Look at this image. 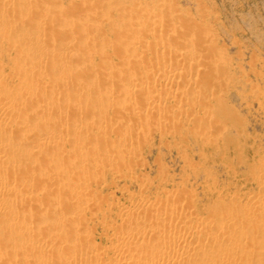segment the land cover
Wrapping results in <instances>:
<instances>
[{
  "label": "rangeland",
  "instance_id": "obj_1",
  "mask_svg": "<svg viewBox=\"0 0 264 264\" xmlns=\"http://www.w3.org/2000/svg\"><path fill=\"white\" fill-rule=\"evenodd\" d=\"M5 1L6 3L10 2V6L7 8L8 12L7 10L5 11L4 9L1 8L2 5L5 6ZM30 1L29 0H0V14H1L0 18H5L8 15L11 16L12 13L15 14L20 10L21 12L31 15V17L35 21L37 18H39L37 19V20H40V22L37 21V23L39 24L45 21L41 23L42 25H40L42 27V30L45 32L44 33L43 31H41L43 32L44 37L43 35H40V36L42 38L41 40L46 42V43H42L43 45H45V47L47 46L46 44L50 43L45 48V50L48 51L47 53L50 55V57L46 56L47 54H45V57L38 61V59L36 58V54H35L36 52H34L35 55L33 54V51H36L37 47H33L32 48L33 50L29 49V51L24 50V49L20 50V48L16 47V45L10 46L12 45L11 43H6L9 40H6V38L5 40L2 39L4 36L0 35L1 37L0 38L1 39L0 40L1 41L0 42V88L2 87L0 90L1 91L3 90L2 93L0 91V94H1V97H8L10 94H13L12 96H9V97L10 98L12 97L13 101L17 100L16 102L18 103L19 100L15 99L14 97L18 95V98H21V101L26 100L25 98L26 94H23L25 93L24 90L28 91L27 89L33 83V79L30 80L32 83L26 79L28 78L31 79L35 77L34 81L35 83H37V85H39V83H42L40 84V86H38V88L43 86L45 87L47 91L50 87L49 85L52 84L51 88L57 93V96H58L57 98L60 99L61 102L57 101L58 99H54L55 100L54 101L53 98L51 99L49 96L45 94H43V97L38 96V98L43 102L46 100L45 102L47 103V105H48V102L49 103L51 102L52 104L50 103L49 106L51 105L54 108L53 109L52 107H50L51 110H54L55 112L52 111V113L49 112L50 115L45 114L46 116H43L44 114H40L37 110H35L36 109L34 108L35 105L32 106L33 104L31 102H29L28 105L30 106L31 110H33L32 108H34L35 112L37 111L36 115H33L34 117L37 116V114L38 116L42 115L43 120L41 119L42 121H40V123L42 122V124L45 125V126L42 125L41 127V129L44 130V133L49 132V129H51L53 130V131L50 130V132H52L51 134L54 133V135H56L59 133V131L61 134L62 133L63 134L61 135L59 133V138L57 139V143L53 141L54 143L53 144L52 140L48 139L46 135L44 136V133H39L42 130H40L38 134H36L35 131L28 129L26 127V124H25L27 123L26 120L29 118L27 120L29 121L32 118L30 114L33 113L34 110L33 112L27 110L30 116L29 115L23 116L24 114L22 113H25L26 111L20 113L21 111L19 109L12 108L11 110L12 112L9 113L10 111L8 108L6 109H8L9 112L5 108L0 107V117H4L2 118V121H1L2 124H0V126L3 124L5 126L8 125L6 127L3 125L4 127L0 128V131L1 130L5 131L4 133L0 132V141H3V142H0L1 143L0 150L3 147L2 144H4L6 148H9L10 146L8 150L5 149V147H3L4 151L0 152V156H1L0 160H3L5 155L6 157H8L7 154L12 157L21 156L22 158V157H25V155L28 153V156H29L31 155L29 154L31 149H34L35 152L37 153V145H38V148L40 149L38 150L41 151V154L38 152L41 156L35 155L34 150L33 152L31 151L32 154L35 156H32V155L29 156L27 162L26 161H23L24 163L20 162L19 165L18 164L16 165L15 163H13V165L15 164L13 166L11 164L4 163V165L6 166L8 165L7 167L2 165L6 168L0 165V168H4L3 170L0 169L1 170L0 171V182H2V185H5L7 183L16 184L15 191L6 193V194H9V195L5 194V196H7L6 199H5V196H3L4 198L2 197L3 200L0 199V203H1L0 208H2L4 205L3 207L4 210H7V206H8L9 211L11 208L14 209V207H15L14 209L15 211L17 209L19 211V213L16 211L17 216L19 218L17 217L15 218L16 220L18 219L17 220L18 226L15 225L16 227L14 229L8 230V228L4 226L7 219L6 220L3 219V221L5 222L1 221V229L6 227L8 231L5 230L6 231L5 233H3L2 235L0 234V253L8 254L14 249H16V251H18L19 253L20 243L23 242L21 241V239L25 240L24 238L26 237L27 239H29L32 237L31 234L33 233L34 235L37 233L38 236L39 234L41 235L43 233L41 236L42 242L50 241L55 244H53L52 248L48 249V247H46L44 251L43 249H40L42 251H39V249L37 250L38 248L37 245L40 244L41 241H39L40 243L36 245L35 247L36 249L32 247V246H35L34 244L27 245L25 248L27 249V251L25 249L20 250V254L23 255L22 256L23 258L20 259L21 255L19 254V256H16V259H15L14 256L17 255V252L14 251L15 253L13 254V257L11 256L12 258L8 257L7 259L6 258L0 259V262H2L0 264H37V263L39 264H65L64 262L62 263L61 261L57 259L56 261L55 258H52L57 253H60V254L71 253L74 255H78L79 253L92 255L93 253L92 255L94 256L93 259L95 258V261H93L92 259L93 264H116L118 262L116 261L117 259L120 260L117 264L119 263L120 264H124V263L131 264L132 262L135 263V261H136L135 264H138L139 262L140 263L144 262L143 261L144 257H145L144 258L145 261L151 262L153 255L154 257L156 255L154 254V252L156 253L158 252L156 257L157 256L159 257L161 255L160 249H158V247L156 249L153 248L152 250L151 248L150 249L147 248L145 245L143 246L140 245L144 249V251H142L143 249L141 247H140V250H138L139 249L138 245L140 243H137L135 247L132 243H130L129 245L127 243L128 246H133L135 249L138 248L137 250L139 251V253L135 252V250L131 252L130 250L134 248L128 247L125 244H124L125 246L121 244L119 245L118 243L119 240L117 236L122 234L125 230H131L132 232L136 233L135 235L140 236L141 238L142 236L146 237L147 235H149V233L153 234L152 237L155 238L156 231H159L160 229L162 230L164 227L166 228L168 227L171 230L172 228H174V226L180 227L183 223V222L181 223V219H180L181 216H183L182 215L183 212L182 210L181 212L180 211L178 212L177 210H175L179 205H180L179 206L180 208L184 207L183 208L184 212L187 210L188 212H191V211L193 212L191 213L194 214V217H196V220L198 219L197 223L199 224L197 226L198 228L200 227L199 228L200 230L204 229L205 228L204 226L209 225V229H206L208 228L206 227L205 231L206 232L210 231L209 233L212 236H208L209 235L208 232L207 233L204 232L205 233V236H204V233L199 234V233H196L197 231H194L191 229L194 233L193 234L192 231L189 230L190 232H188L187 235L190 237V239L187 236L188 242L191 239L192 240L195 239V241L197 240L198 242V240L202 238L201 236H204V239L202 238V240L199 241V243L202 242L204 244L206 243L207 245L205 244L206 246H203L200 249L201 251L198 249L197 251L194 250L186 254L185 253L179 254L178 252L179 249L177 248L178 250H176V247H174L175 248L174 250H176V253L178 252L177 255L176 254L174 255L175 257H177V259L174 257V261L176 260L179 261L182 258L186 259L183 256H186L187 259L193 258V257H190L192 255H189V254L196 255V258H198L199 257L198 255L201 253H207V252L212 253V251H214L213 254H215V251H217V249L218 250L220 249V251H222L221 253H223V251L226 250L225 259H221L222 258L221 257L220 258L221 261L220 259H217L215 260V262L211 261L212 262L211 264H221V263L230 264L227 258L229 255L227 253H228V250L232 249V252L234 253L235 251H237L236 252L238 254L237 257H241L240 259H238L236 263L234 262L235 264H264V248H263L264 244H262V241L261 243L259 242L261 237H262V240H264L263 238L264 228L262 227L264 226L263 224L264 218L259 217L261 214L264 216L263 214L264 212H261L259 214L255 213L257 212L256 211L257 206L260 205L259 207L261 208V206L264 205V200H262L264 198V182H263L264 181V0H30ZM19 2H25L28 4H26V7L25 6L20 7ZM25 3H22V4L24 5ZM42 8L45 10H43ZM41 9L42 11H40ZM50 15H51V18L52 16L53 17L55 16V18L53 19H56V16H57V19H59V21L58 22L57 20L52 21L50 18ZM60 17L63 18V21L60 19ZM176 19H179V21ZM64 20H66L69 24L68 23H67L68 25L64 24L66 23V21ZM140 21H142L141 25L139 24ZM175 21H178V22L175 23L176 24L175 28H173L172 26H174L173 23ZM3 23L4 22L0 23V25H3ZM155 24H156L155 29L157 31V35L158 34L160 35V36L158 35L160 39L158 37L156 38L157 35L154 36L152 34L153 31L155 32V30H153ZM66 25H67V28L68 26L71 27L70 30L61 29L62 30L61 31L59 29V28H62V26L66 28ZM177 25L178 27L176 28ZM3 26H0V27H3ZM73 26L74 28H72ZM83 26L85 27V29H83L84 28ZM134 27L139 29L137 33ZM18 28L19 30L22 29L23 32L26 31V34L30 33L26 36L25 41L31 40L32 37H35L36 35V33L32 31V30L35 31V29L31 30L29 28L32 32L31 31L27 32L28 28L26 25H23V26L21 25ZM127 28L131 30L134 28V31H133L134 37H131L129 33L130 32L132 33V31L129 32ZM150 28L153 31L150 30ZM58 29H59V32H62V33H58ZM157 29H159V31ZM146 30L148 31V33L146 32ZM52 31H55L56 33L54 32L53 34ZM139 31L141 32L143 31L144 33H146L145 37H143V40L138 37V35L141 33V32L139 33ZM193 31H194V35L189 37ZM149 32L151 35L149 34ZM142 33L141 35H139L140 37L143 35ZM50 36L52 39H50L51 41L49 42L47 40H49ZM187 36L190 39L192 38L191 47L190 46L187 47V45L184 44V40L187 38ZM152 38L155 40H153ZM39 39L40 37L38 38V40ZM62 39H64L65 43L61 42ZM58 40H59V43H62V44L61 46L58 45L59 48L57 47L55 49L52 46L55 43L51 44V42H58ZM65 40L68 42H66ZM132 40H134L132 42L133 44L135 43L134 45L130 43ZM139 40L140 41L142 40L143 42L141 41L140 43ZM176 41H177V44H176ZM39 43H40L39 45H41V41H39ZM68 43L70 44L68 45ZM183 44H184V47L185 46L187 47L186 48L187 50L183 48ZM56 45L57 44H55L54 46ZM14 46L17 49L19 48V51H16L15 50L16 48L14 49ZM51 46L53 48H51ZM79 51H81L83 54H81V52L79 53ZM21 52L22 53L27 52V53H25L26 55L24 53L23 55H21ZM31 53L33 54V57ZM44 53L46 52L44 51ZM52 54H56V56H58L59 54L60 55L56 59H53V56L51 57ZM64 54L70 55V57L72 58L71 59L72 64L70 63L67 66V68L63 70L62 62H63V57H65ZM128 55L129 57L135 55L133 56L134 61H135V58H138L140 56L139 61L140 60L143 61V62L140 61L141 63L139 62L138 64V70H140V67H141V70L139 71L140 72L139 75L143 72L142 71L143 69H144V72H147V70L149 69H151V72H153L154 67L156 66L154 70L155 74H156L155 71H157V73H162V72H165L167 69L168 70L167 73L172 76L171 73L174 72V70L170 68L172 70L170 71L169 66L167 65L168 66L167 67L165 65L163 67V64L166 61L168 64V60L173 59V61L171 60L169 61V63L178 62L176 63L178 65L177 76H175L176 79H174L173 81H170L172 83H169V82H165L162 78L160 79L157 78L159 80L155 81L153 76L148 75L146 79L148 78L149 79L146 80L144 78L146 77L145 75H147V73L143 74L144 73L143 72L141 74V78H143L144 80L139 82L140 85L137 84V86L132 92L128 93L126 91H122V93L120 92L121 93L120 94L117 89H120L121 91V88L119 87L121 83L123 85L124 82L126 83L129 80L126 75L123 76L121 74L125 70L133 68L136 63L133 60H132L133 62L130 61L129 59L131 57L127 58ZM161 55L164 59L159 58L161 59L160 60L161 63H160L158 62L159 61L158 57H161ZM30 56L33 58V59L31 58L33 62L30 60L29 58ZM192 56H196L197 62H194L192 60L191 58ZM167 57L170 59H168ZM58 59L60 61H57ZM91 59H92V63L90 62ZM143 59H145V61ZM156 59L157 61H155ZM178 59H181L184 64L181 63V60H178ZM80 60H82V62ZM127 60L130 62H128ZM23 62L25 63L27 62V64L25 63L23 64ZM73 62H76V63L73 64ZM131 62L134 63L133 64L134 66L131 65L130 67ZM53 63H55L56 64L55 66L56 67L58 66V67L56 68L53 65ZM190 63L191 64L193 63L192 64L193 67L191 66ZM33 64H36V66ZM45 64L47 67H49V65L53 66L54 70L56 71L57 69V71L55 72L54 70H52L53 67L50 66L51 68H48L50 70L49 73L47 72L45 75V72H46L45 71L44 73H42L44 75H41L39 76V78H37V80L38 79L40 80L38 83L36 81V77H38L37 76L38 74L37 72L35 73L37 68L36 70H33V69L35 67H39V65L41 67H44ZM60 64H61V67H60ZM108 64L112 67L110 66H109L110 68L107 67ZM140 64H142L143 66ZM159 64H161V67L158 66ZM21 65H23V67ZM32 65L34 66V68L32 67ZM85 65H86V68H85ZM196 65H198V67ZM194 66L197 68H195ZM31 67L32 69L29 70L28 68H31ZM135 67H137V63ZM114 68L115 69L118 68V70L122 68L125 70L123 72L118 73L117 70H115ZM58 69L60 71H58ZM111 69L114 71H112ZM161 69L163 71H160ZM64 71H66L67 73H65ZM127 71H130L132 73L136 72L134 69L127 70ZM54 72L56 73L55 74L56 76H54V74L52 75V73ZM59 72L60 74L61 72H64L65 75L64 74L60 75ZM115 72H117L118 74L117 73L115 74ZM20 73H21V76L19 77ZM50 74L54 76L55 78L57 77L56 81L53 83H51V80H54V78ZM95 74H98V75H95ZM142 75H144V77ZM71 76H76L77 80L74 77L76 83L73 77ZM192 76H194L193 78H196L195 82L194 83L191 82L190 84H188L190 82L189 80L193 79ZM103 77H105L106 81H104L105 79ZM124 77H126L127 80H125ZM122 78L124 81L122 80ZM60 79H62L61 81L63 82H61ZM100 79H102L104 83L108 81L110 85L112 86H109L108 85L109 83H107V85L103 84V82ZM57 80H59V82L64 83V84L60 86V84L57 83ZM71 81L74 84L73 85L74 88H71L72 87ZM99 82L102 84H100ZM24 83L27 85L28 87L27 89H25L26 85ZM44 83L45 85L46 84L47 85L45 86ZM66 83L67 84L70 83L69 85L71 86L68 87ZM37 85L32 84L31 85L32 88H30V90L34 89L35 86L37 87ZM200 85H202V88ZM75 86H77L76 90L78 89L79 92H82L81 93L82 95L83 93H87L88 91L91 92L92 95H94L95 93H98L95 95H99L100 94L99 92L102 91L101 94L103 95V93L104 94L106 93L107 97L108 96L111 97L109 99L111 101H109V103L107 101V103L109 104L108 106L106 102L104 103L105 100L102 101L106 108V109L105 108L103 109L101 108L102 106H104V105H101L103 103L101 102L98 103L93 100H91L92 102H90V100L88 99L89 100L88 102L90 104L88 103L87 105L92 106L93 108L91 109L90 112H86L85 115H84L85 111L82 110L83 107L80 108V111L82 110V113H83L81 115H84L83 117H81L84 120V122L82 119L77 118L78 115L76 112L78 111H76V109H73V108L72 109L76 111L73 114V116L74 115L77 116L76 121L78 123L76 121L72 122L75 120L73 119L75 117L72 116V112L74 111L67 112L69 115L66 116L67 113L65 112L67 109L66 108L67 105L65 104L66 102L65 103L63 102V105H62V101H64L63 100L64 98L66 101L67 99L72 98L71 101H68L70 103L72 102L73 99H75L76 101L78 99L79 102L77 103V106H76L77 108L84 104V101L82 100L83 101L82 103V101L79 99L80 97L83 98V96L82 95L80 96V94H78V96L75 95L78 93V90L77 91L75 90ZM102 86L104 87L108 86L111 89L108 87H107L108 89H104L102 88ZM18 87H21V88H18ZM114 87L116 88V90ZM137 87L141 88L142 91L145 89L144 90L145 92H146V88L155 89L157 90V95L154 97L149 96L147 93L145 94L142 93V94L137 95L133 93L135 90H137V92L139 91V88L137 89ZM143 87L144 89H142ZM22 88L24 89L23 91H21L23 93L21 92L19 93V91ZM93 89L95 92H93ZM199 89H200V92H199ZM81 90H84V91L88 90V91L83 92ZM9 91L10 92L13 91L14 93H10L8 95ZM15 91L16 92L18 91V92L15 93ZM168 91H169V94L167 93ZM170 91L172 92V94ZM65 92L67 93L65 94ZM138 93H141V92H138ZM192 93L194 95H192ZM63 94L67 97H65ZM91 94L89 93V95ZM44 95L47 96V99H49L50 101L47 100ZM59 96L61 98H59ZM119 97H120V101H119L120 103L117 104L118 102H115V101H118ZM187 98H189V100L190 99H193V100L189 101ZM200 98H202V100L203 99L205 100L204 104L202 100L199 101ZM128 99H130V102L127 103L126 101H128ZM150 101H152V103ZM113 102L117 104V105H113V107H115L117 111L113 109L112 107ZM134 102L136 103L134 104ZM148 102L149 104L150 103L151 104L149 105ZM197 102L198 104H196ZM59 103H61V105ZM132 103L136 105L137 107V110L135 112L129 109L130 106L129 108L126 107L127 109H125L126 104L132 105ZM193 103L194 105L196 104V106H194ZM96 105L100 106V108L96 107ZM63 106L65 107L63 108ZM116 106L118 109L116 108ZM59 108L60 109L63 108V109L60 110ZM158 108H160V110H158ZM14 109L16 111H13ZM68 110H71V107L70 109L68 108ZM99 110L101 111L102 114L98 113L100 112ZM138 110L140 111V114ZM17 111H20L19 114H16ZM13 112H15L16 116L18 115L22 119L25 118V121L16 116L14 117L20 120L19 122L17 121L18 123H15V122L13 123V121H10V118L12 120L14 119V121L17 120L16 118H13V115L11 116V114H14ZM129 112H131V114ZM53 113L54 115L56 114L55 116H58L56 117L57 121H55V118L53 117L54 116ZM21 114L23 117L20 116ZM97 114L98 115L100 114V117ZM94 115L98 119L97 124L100 123L99 120L101 121L103 119L102 117L103 115L105 116V118L109 117L110 120L118 122L116 125L112 127L107 125L105 127L106 131L104 132V134L107 133L105 134V136H107V139L111 140L110 142H112V140L115 141L114 143L112 142V145H116L117 147H119V149L122 146L119 151L118 149L115 150L114 148H113L114 149L113 151L112 150L109 151L107 148H105L106 146L104 145L98 146L100 148L103 146L102 149H100V148H94L93 146L90 145V143L87 144L89 140L92 139L94 142V140L98 138V136L97 138H95V136L97 135V132L94 129L95 124H96L95 122L96 120H94L95 118H93ZM51 116L54 119L51 120L50 119ZM68 116L69 118L70 116H72L73 118L71 117V119L73 120L70 119L71 121L70 124L66 128H64V130H68L66 133V131L63 130V127H65L62 125L63 123L61 124L62 126H60L59 124H56V122L60 123L61 118L63 119V122H64L65 118L67 119ZM198 116L200 118H202L201 116H205L203 117L204 120L203 118H202L203 121L201 119L198 120L199 118ZM26 117L28 118L26 119ZM44 119L47 122L44 121ZM89 121L90 122L93 121L94 127L92 124H90ZM86 122H88V124ZM124 124L126 127L124 126ZM220 124L221 125L224 124V126L222 125L220 127L219 126ZM77 125H80V127H84V125H87L90 131L86 127L87 128L86 130L88 131L85 132L84 130L80 129V127ZM118 125L119 126L123 125V126L120 128V127H117ZM213 125L217 127H214L212 129ZM43 126L45 127L44 129H43ZM54 126H56V128ZM115 127H117V129H123L125 131L126 129H129L130 132L126 131L127 136H126V133L123 136H121L118 133L120 130L118 131L117 129H115ZM8 128H10V131ZM21 128L24 130H20V131L21 132L24 131L26 135L27 133H29L30 137L32 133H35L36 135L35 134L34 135L36 137L37 135H40V137L38 136V138H41L43 134V137H42L43 141L39 144L31 143L33 144V148H32V145L28 141L24 140L26 141L25 143L20 142L17 146L14 145L16 147L14 150L13 149L14 147H12V145H10L8 141H9V138L10 139L15 138L16 135L18 134L17 132H20L18 129H21ZM46 128H47V131H46ZM59 128H61L62 131ZM112 128L115 129V132H114V129ZM16 130L18 131L16 132ZM27 130H29V132ZM69 130L71 132H69ZM116 130L118 131L117 133L119 135L116 133ZM77 131H79V133ZM80 131L81 132L84 131V132L81 133ZM107 131L109 132L110 135H108ZM72 132L75 134H73ZM89 132H91L94 136L93 135L90 136ZM67 135H68V138L66 137ZM88 137L91 139H89ZM66 138L67 140L68 139L69 140L67 141ZM71 138H73V141L72 140L70 141ZM78 139L80 140L78 141ZM82 139L83 140L86 139L83 141L84 142L83 144L85 146H83L82 144V147L86 149L87 152L89 151V154L91 152L92 153L97 152L100 154V151H101V154H107L108 156H110L109 157L110 160L108 159L105 160L106 159L105 158L104 163H103V157H101L102 161L100 158L97 157L95 161L92 160V162L91 161L89 162L88 161L89 154L88 153L86 154V150H83V148L80 147V145L77 146V143H79ZM4 141L5 142L7 141V142L4 143ZM44 142L46 145L44 144ZM7 143L9 144L8 146H6ZM71 143L76 145V147H74V145H72ZM24 144L27 146L28 149H26V146ZM28 145L30 146L28 147ZM89 145L91 146V148ZM123 145H125L126 147H124ZM51 146H53L55 149ZM116 146H113V147H116ZM17 147L20 149H18ZM69 147H70V150H74V151L73 152L69 151L68 150ZM79 147L82 148L83 152H85L86 154V155L84 154L85 156L84 155L82 157L80 156L83 154V152L82 154H80V151L82 150H80ZM29 148H30V151H29ZM63 148L66 151L63 150ZM75 148H77L76 150L79 152V156L75 154V153H78L76 152ZM97 149H99L98 150L99 152L97 151ZM23 150L24 152L26 151H29V152L23 153ZM50 150L51 152L53 151L54 154L56 155H58V152H60L56 160L57 164L59 160L62 161V159L59 158L60 154H61V157L62 156L65 157L64 154L66 153L68 154V155L66 154V157L68 156L67 158L69 160L66 161L65 163L67 164L68 162L69 166L67 165L66 167L65 164L61 166L62 167L65 166L64 168L66 169L68 168L67 170L69 171L72 170L69 173L72 174L75 172V175H76L75 177H78V178L74 177L75 180L77 179L76 181L72 180V182L74 181L77 184L70 183V184H73L71 186L73 191L72 190L67 191L66 186L68 185V183H66L65 184L66 186H65L64 179H62L61 176H58V178L60 177L59 182H60L62 189L65 186V191L64 190L61 191L62 189L59 187L60 185H58L59 182L57 181L59 179L56 178L58 174L55 176L56 172L54 173L53 178L52 176H50V179H49V177L45 176L46 175L45 172L48 171V164L50 162L49 160L46 161L48 157L46 156L47 158L45 160L44 159L45 156L43 157V155H47V153L49 154ZM55 151L57 153H55ZM63 151H65L66 153L63 154ZM107 151H109L110 153L108 154ZM70 153H71V156H70ZM73 153L77 155V159H73V157H75ZM117 154L120 156L121 154H123V157L121 156L122 157L121 158L119 156L121 159L120 158L117 159L116 157L118 156ZM85 157L86 159H88L87 160L88 162L85 160L86 161L85 166L89 167L88 163H90L89 168L91 169H90V172H88L89 174L84 171H83L84 173L82 171L81 173L80 172L81 169L79 166L80 164L78 165L79 167H77L76 165L78 158H79V161L81 160L80 162H82L83 161L82 159ZM114 159H117V160L115 161ZM63 160L65 161L64 158ZM70 160L71 161L75 160V161H72L73 163L75 162V166H73L74 164L72 165ZM105 161L107 162L105 163ZM108 161L110 162L108 163ZM46 162H49V163L47 164ZM80 162H77V163H80ZM51 163H50L51 166L53 167L55 165L57 166V169L52 168L51 170L55 169V171H61L62 168L61 166H58V165L64 162H59L58 165L56 164V162L54 164L53 162ZM70 165L72 166V168ZM29 166H31L32 169ZM46 166H47V169H46ZM74 167L76 169L78 168L77 169L78 171ZM18 169L19 170L21 169V171H19ZM49 169H50V166H49ZM27 172H28V175H27ZM37 172L39 174L41 173V175H39ZM39 176H41V178ZM50 180L53 182H51ZM77 181L79 182V184ZM62 182L64 183L62 184ZM80 182L82 183L85 182V184L87 183V185H89L88 188L89 187L90 188L87 190V192L82 193V194H80V192H76V189L78 188L77 185L79 186ZM42 183L45 186H43ZM41 184H42V187H41ZM56 187H59V188L57 189ZM41 189L43 190L40 193ZM25 191L27 192V194ZM51 191L55 195L54 194L51 195ZM44 192L45 193L49 192V194H45ZM21 195H23V197H21ZM25 195H26L27 200L24 197ZM28 195L30 196L27 197ZM10 198L13 200H10ZM71 201L72 202L75 201L73 202L74 204L78 203L77 204L78 206H73L72 205L73 203L71 204ZM20 203L23 205H20ZM51 203L52 205L53 203L54 205L59 204L61 207L60 208L57 205V207L60 208V212H58L56 215L50 213ZM155 204L157 205V207ZM175 204L176 205L178 204V206L175 207ZM153 206L155 207L154 209H153ZM173 207H175V209L171 211ZM232 207L235 210L234 211L232 209L233 212L231 211ZM259 207L257 208V210L260 209ZM127 208L129 209V212L131 210L129 215H127L128 213ZM138 209H141L142 211L140 212V210ZM132 210L135 212H133ZM150 210L154 212H150ZM215 210H217V214L215 213L216 212ZM221 210L225 214L224 213L222 214ZM226 210H228L229 213L225 212ZM64 212L74 214L76 216V217L74 216L73 218L74 221L62 220L61 218ZM132 212H133V216L131 214ZM138 212H139V216L138 214L136 215V213ZM218 212H221V213L219 214ZM20 213H22L21 215H25V216L21 217ZM156 213L159 214L161 218ZM252 214H255V216ZM229 215L230 217L231 215L234 216L232 217V219L236 220V222L234 221L235 224L238 222L237 225L238 224L240 225V226H236V229L239 227L243 229L246 228L248 230L245 229L241 231H246V233L248 232L249 234L246 235L245 233L244 235H242L243 237H241L240 228L237 230L235 229L234 233L237 236L234 233H232L233 231L227 232L226 228L222 224L221 226L219 223L222 222L221 221L222 217L229 216ZM128 216H129V219L130 218L135 219L136 217L137 219H135L136 221L131 220V222H129L130 224H128L126 223L127 221H125V217L128 219ZM256 216H258L260 219H258V217ZM31 217L33 220L31 219ZM138 217L140 221L138 220ZM197 217H200L201 220L200 218H197ZM22 218L26 219L25 221L29 222L30 225L26 224L27 226H25ZM249 218L250 219L252 218V220L256 218L260 222L255 219L258 225L254 224L256 222H254V220L253 221L250 220ZM202 219L204 220L206 219V220L203 222ZM215 219L217 220L220 219V221L218 222L214 221ZM31 220H32V224L30 222ZM243 220L244 221L246 220L247 222H243ZM144 222L149 224V225L146 224L147 227L149 226V229L144 227L145 225ZM216 222L218 223V225H216L217 224ZM194 224H196V222L189 224L191 226H189L188 228L193 227L192 225ZM56 225L57 227H59L58 229L61 230V231L59 230L58 232L63 233L68 230L66 232L67 234L61 233L63 236L61 235L58 237L57 235L56 237L55 235L56 231L54 230V227H56ZM150 225H152L151 226L152 228L150 227ZM202 225H204L203 228H201ZM33 229L34 231H32ZM62 229L63 230L67 229V230L62 231ZM41 230L43 231L42 233L37 232V231L41 232ZM164 230H167V229L164 228ZM2 232H4V229L2 230ZM26 232L27 233L32 232L30 234L31 236L28 237L26 234H24ZM195 233L196 235L198 234L200 236L197 237ZM8 235H9V238L7 237ZM194 235L196 237H193ZM226 236L228 237L227 242L225 241ZM231 236L232 238H230ZM208 238H212V239H208ZM5 239H8L9 242L7 243ZM219 239L221 242V246H219L220 245ZM232 239L234 240L235 245L238 244L236 245V248L234 247L235 245H233V241H231ZM208 240L209 241L213 240V242L214 241L215 242L214 243L212 241L208 242ZM222 242L224 243V245ZM13 243L15 245H13ZM161 243L162 242L159 241L160 248L162 247L161 245H163ZM165 244L167 243H164L163 247L168 246V244L167 245ZM216 244H218L219 248L216 247ZM225 244L230 246V249L226 245V247H223V248H226L224 250L222 248V245L225 246ZM146 249L147 251L149 250L150 252L145 253ZM6 250L8 252H6ZM246 250L248 251L246 252ZM21 251H23V253H21ZM55 251L57 253H55ZM120 252L121 254H125L128 252L129 255L128 254H125V255L126 257H128L127 260L129 259L130 260L128 262H126L127 260L124 262H121V259L118 258L120 257L118 255L120 254ZM152 252H153V255H152ZM248 252L249 254H251L252 252V255L250 257L249 255L248 256L240 255V254H243V255L247 254ZM135 253H138L139 257L136 256L137 257L136 258ZM255 253H259V254L255 255ZM146 254H148V256L150 255L149 258L151 260L148 257H146L147 256ZM229 254H230V251H229ZM96 255H97V258H96ZM131 255L132 256L134 255L133 257H135V260L133 257H130ZM46 257L47 259L49 257L48 261H45ZM242 257L244 258L242 259ZM140 258L142 259L140 260ZM146 258H148L149 260L148 259L146 260ZM178 258L180 259L178 260ZM200 258H202L201 255L198 259ZM136 259L138 260V262ZM244 259L245 261H243ZM131 260L132 262L130 263ZM201 260H204V259H201ZM224 260L226 261V263ZM234 263L231 262V264H234ZM69 264H83V263L82 262L81 263L71 262Z\"/></svg>",
  "mask_w": 264,
  "mask_h": 264
},
{
  "label": "bare ground",
  "instance_id": "obj_2",
  "mask_svg": "<svg viewBox=\"0 0 264 264\" xmlns=\"http://www.w3.org/2000/svg\"><path fill=\"white\" fill-rule=\"evenodd\" d=\"M29 1H30V0H29ZM7 2H8V1H7ZM16 2H17V1H16ZM30 2H31V1H30ZM8 3H9V4H8ZM8 3H6V1H5V6L2 5V7H1V8L4 9L5 11L7 10V12H8V9H7V8L10 6V2H8ZM14 3H15V2H14ZM19 3H20V4H19L20 7H24V6L26 7V4H28V3H25V2H19ZM22 3H25V4L23 5ZM35 3H36V1H35ZM2 4H4V3H2ZM12 4H13V3H12ZM21 4H22V5H21ZM38 4H39V3H38ZM13 6H14V5H13ZM35 6H36V5H35ZM29 7H30V5H29ZM31 7H32V5H31ZM39 7H40V5H39ZM10 8H11V7H10ZM36 8H37V7H36ZM36 8H35V9H36ZM43 8H44V7H43ZM43 8H42V9H43ZM2 9H1V10H2ZM37 9H38V8H37ZM42 9H41L40 11H42ZM50 9H51V8H50ZM80 9H81V8H80ZM4 10H3V11H4ZM10 10H11V9H10ZM12 10H13V9H12ZM38 10H39V9H38ZM43 10H45V9H43ZM73 10H74V9H73ZM71 11H72V10H71ZM149 11H150V10H149ZM26 12H27V10H26ZM44 12H45V11H44ZM46 12H47V10H46ZM48 12H49V11H48ZM90 12H91V11H90ZM9 13H10V12H9ZM146 13H147V12H146ZM41 14H42V13H41ZM47 14H48V13H47ZM7 15H8V14H7ZM48 15H49V14H48ZM52 15H53V14H52ZM56 15H57V14H56ZM58 15H59V14H58ZM61 15H62V14H61ZM141 15H142V14H141ZM170 15H171V14H170ZM0 16H1V14H0ZM138 16H139V15H138ZM58 17H59V16H58ZM66 17H67V15H66ZM50 18H51V15H50ZM53 18H55V16H54V17L52 16V18H51L52 21H53V20H54V21L57 20V22L59 21V19H57V16H56V19H53ZM1 19H2V20H1ZM37 19H39V18H37ZM37 19H36V21H35V20L31 17V15H28L27 13L21 12L20 10H19L17 13H15V14L12 13L11 16L8 15V16L5 17V18H0V20H1L0 23L4 22V23H3L4 26H3V25H0V26H3V27H0V28H1V29H0V32H1L0 35L4 36L2 39L5 40V38H6V40H9V41H10V42L8 41V42H6V43H11L12 45H10V46L16 45V47H19L20 50H21V49H24V50L29 51V49H32L33 47H37V50L34 48L36 51H33V54H34V52H36V53H35V54H36V58H37L38 61H39V60H41V59H43V58L45 57V54H47L46 56H49V57H50V55L47 53L48 51L45 50V48H46V47L48 46V44H50V43L46 44V45H47L46 47H45V45L42 44V43H46V42H44V41L41 40L42 38H41L40 35H43V32H44V31L42 30V27H41L40 25H42L41 23H43V22H45V21H43V22H41V23L39 24V23H37V21L40 22V20H37ZM60 19L63 21V18L60 17ZM64 19H65V18H64ZM73 20H74V19H73ZM85 20H86V19H85ZM176 20L179 21V19H176ZM41 21H42V20H41ZM64 21H66V20H64ZM100 21H101V20H100ZM178 21H175V22L173 23V24H174V26H172L173 28H175V25H176L175 23L178 22ZM60 22H61V21H60ZM136 22H137V21H136ZM141 22H142V21H140V23H139L140 25H141ZM67 23H68V22L66 21V23H64V24H67ZM93 23H94V22H93ZM68 24H69V23H68ZM68 24H67V25H68ZM72 24H73V23H72ZM79 24H80V23H79ZM21 25H22V26H23V25H26V26H27V28H28L27 32H28V31H31L32 29H35V31L32 30L33 32L36 33L35 37H32L31 40H26V41H25L26 36H27L28 34H30V33L26 34V31L23 32L22 29L19 30L18 27H20ZM67 25H66V28H67ZM70 25H71V24H70ZM74 25H75V24H74ZM132 25H133V24H132ZM15 26H16V27H15ZM28 26H29V27H28ZM53 26H54V25H53ZM77 26H78V25H77ZM43 27H44V25H43ZM83 27H84V26H83ZM87 27H88V26H87ZM127 27H128V26H127ZM130 27H132V26H130ZM177 27H178V25L176 26V28H177ZM22 28H23V27H22ZM29 28H30L31 30H30ZM56 28H57V27H56ZM56 28H55V29H56ZM66 28H64V27L62 26V28H59V29H60V30H61V29H62V30H64V29H65V30H70L71 27L68 26V28H67V29H66ZM72 28H74V26H73ZM134 28H135V27H134ZM134 28H133L132 30L129 29V28H127V29L129 30V32L132 31V33H131V32L129 33V34L131 35V37H134V34H133V33H134V32H133V31H134ZM155 28H156V24H155V26H154V28H153V30H155V32L150 28V30L153 31L152 34H153L154 36L157 35V31H156ZM173 28H171V29H173ZM204 28H205V27H204ZM50 29H51V27H50ZM52 29H53V27H52ZM59 29H58V33H62V32H59ZM83 29H85V27H84ZM83 29H82V30H83ZM135 29H136L135 31H136V33H137V31H138L139 29H137V28H135ZM141 29H142V28H141ZM179 29H180V28H179ZM23 30H24V29H23ZM62 30H61V31H62ZM77 30H78V29H77ZM147 30H148V29H147ZM147 30H146V32L148 33ZM150 30H149V31H150ZM157 30L159 31V29H157ZM174 30H175V29H174ZM32 31H31V32H32ZM41 31H43V32H41ZM72 31H73V30H72ZM40 32H41L42 34H41ZM52 32H53V34H54L55 31H52ZM140 32H141V31H139V33H140ZM142 32H143V31H142ZM142 32H141V33H142ZM183 32H184V31H183ZM24 33H25V34H24ZM44 33H45V32H44ZM55 33H56V32H55ZM63 33H64V32H63ZM141 33H140L139 35H141ZM177 33H178V32H177ZM33 34H34V33H33ZM53 34H52V35H53ZM66 34H67V32H66ZM82 34H83V33H82ZM132 34H133V36H132ZM142 34H143L144 36L142 35V36L140 37V36L138 35V37L141 38V39L143 40V37H145L146 33L143 32ZM149 34H150V32H149ZM149 34H148V35H149ZM179 34H180V32H179ZM150 35H151V34H150ZM158 35H159V34H158ZM158 35L156 36V38L158 37V38L160 39V37H159L160 35H159V36H158ZM171 35H172V34H171ZM193 35H194V31L190 34L189 37H191V36H193ZM30 36H31V35H30ZM32 36H34V35H32ZM86 36H87V35H86ZM154 36H153V37H154ZM39 37H40V39L38 40ZM43 37H44V35H43ZM61 37H62V36H61ZM189 37L187 36V38L184 40V44L187 45V47H189V46L191 47V46H192V44H191V43H192V42H191V39H192V38L190 39ZM0 38H1V37H0ZM30 38H31V37H30ZM30 38H28V39H30ZM62 38H63V37H62ZM64 38H65V37H64ZM50 39H52L51 36H50L49 40H47V41L50 42V41H51ZM70 39H71V38H70ZM88 39H89V38H88ZM136 39H137V38H136ZM152 39H153V38H152ZM169 39H170V38H169ZM0 40H1V39H0ZM60 40H61V39H60ZM134 40H135V38H134ZM134 40H132L130 43H132ZM142 40H141V41H142ZM153 40H155V39H153ZM170 40H171V39H170ZM39 41H41V45H39V44H40ZM56 41H57V40H56ZM65 41H66V40H65ZM139 41H140V40H139ZM139 41H138V42H139ZM141 41H140V43H141ZM144 41H145V40H144ZM171 41H172V40H171ZM173 41H174V40H173ZM192 41H193V40H192ZM0 42H1V41H0ZM61 42H64V39H62ZM66 42H68V41H66ZM69 42H70V41H69ZM84 42H85V41H84ZM142 42H143V41H142ZM155 42H156V41H155ZM167 42H168V41H167ZM174 42H175V41H174ZM194 42H195V41H194ZM194 42H193V44H194ZM54 43L57 44V45L54 46V45H55ZM64 43H65V42H64ZM169 43H170V41H169ZM182 43H183V42H182ZM51 44H54V45H52V46L56 49V48L58 47V45L61 46L62 43H59V40H58V42H51ZM69 44H70V43H68V45H69ZM82 44H83V43H82ZM84 44H85V43H84ZM132 44H133V43H132ZM134 44H135V43H134ZM134 44H133V45H134ZM136 44H137V43H136ZM164 44H165V43H164ZM176 44H177V41H176ZM184 44H183V48L186 49L187 47H186V46L184 47ZM127 45H128V44H127ZM52 46H51V48H53ZM63 46H65V45H63ZM165 46H166V45H165ZM165 46H163V47H165ZM172 46H173V45H172ZM193 46H194V45H193ZM16 47L14 46V49H15ZM66 47H67V46H66ZM177 47H179V46H177ZM19 48H18V49L16 48L15 50H16V51H19ZM58 48H59V47H58ZM63 48H64V47H63ZM91 48H92V47H91ZM181 48H182V47H181ZM73 49H74V48H73ZM32 50H33V49H32ZM47 50H48V49H47ZM53 50H54V49H53ZM75 50H76V49H75ZM186 50H187V49H186ZM201 50H202V49H201ZM44 51H45L46 53H44ZM50 51H51V50H50ZM50 51H49V52H50ZM55 52H56V51H55ZM80 52H81V51H79V53H80ZM23 53L25 54V53H27V52H23ZM23 53L21 52V55H23ZM57 53H58V51H57ZM123 53H124V52H123ZM186 53H187V52H186ZM31 54H32V53H31ZM33 54H32V57H33ZM35 54H34V55H35ZM73 54H74V53H73ZM81 54H83V53L81 52ZM89 54H90V53H89ZM25 55H26V54H25ZM27 55H28V54H27ZM59 55H60V54H59ZM59 55H58V56H59ZM64 55H65V54H64ZM114 55H115V54H114ZM129 55H131V54H129ZM129 55H128L127 58H130V57H131L129 60L132 61V60L134 59L133 56H135V55L130 56V57H129ZM188 55H189V54H188ZM28 56H29V55H28ZM52 56H53V59H56V58L58 57V56H56V54H52L51 57H52ZM87 56H88V55H87ZM120 56H121V55H120ZM125 56H127V55H125ZM125 56H124V57H125ZM181 56H183V55H181ZM196 56H197V55H196ZM196 56H192V57H191L192 60H193L194 62H197V58H196ZM22 57H23V56H22ZM32 57H31V56L29 57L30 60H31ZM132 57H133V58H132ZM139 57H140V56H139ZM139 57H138V58H135V61L133 60L134 62L137 63V67H135V66H136V63H135V66H134V65H133L134 63H132V62H133V61H132L131 64H130V67H131V65L134 66V67H133V68H130V69H127V68H126V69H127V70H132V69H134L135 71L138 70V64H139V62H140V61L143 62L142 60L139 61ZM144 57H145V56H144ZM29 58H28V59H29ZM125 58H126V57H125ZM127 58H126V59H127ZM141 58H142V57H141ZM159 58L164 59V58L162 57V55H161V57H158V59H159ZM165 58H166V57H165ZM167 58H168V57H167ZM20 59H21V58H20ZM23 59H24V58H23ZM26 59H27V57H26ZM32 59H33V58H32ZM71 59H72V58L70 57L69 54H66L65 57H63V62L61 61V62H62V66H63V70H64L65 68H67V66L71 63V61H72ZM78 59H79V57H78ZM86 59H88V58H86ZM86 59H85V60H86ZM168 59H170V58H168ZM186 59H187V58H186ZM17 60H18V59H17ZM89 60H90V59H89ZM108 60H109V59H108ZM143 60L145 61V59H143ZM160 60H161V59H159L158 62H160ZM171 60L173 61V59L168 60V64H167V61L165 60L166 62H164L163 67H164L165 65H166V66L168 65L170 71L174 70V72L171 73L172 76H171L170 74L167 73V72H168L167 69H166V71L164 70L165 72H162V73H157V71H155V72H156V74H155V73H154V70H155V67H156V66L154 67L153 72H151V69H149V70L145 69V70H147V72H144V69H143L144 67H143V68H142V69H143L142 71H143L144 73H143V72H142V73H143V74H146V73H147V75H145L146 77H145L144 79H146L148 75H151V76H153V78L155 79V81H158L160 78H162L165 82L172 83V82H170V81H173L174 79H176L175 76H177V72H178V71H177V67H178V65H177L176 63H178V62H176V63H174V62L171 63V62H170V63H169V61H171ZM178 60H181V59H178ZM178 60H177V61H178ZM20 61H22V60H20ZM23 61H24V60H23ZM27 61H28V60H27ZM31 61L33 62V60H31ZM36 61H37V60H36ZM49 61H50V59H49ZM57 61H60V60L58 59ZM80 61L82 62V60H80ZM127 61H128V60H127ZM130 61H128V62H130ZM155 61H157V59H156ZM28 62H29V61H28ZM42 62H43V61H42ZM54 62H55V61H54ZM76 62H77V61H76ZM76 62H73V64L76 63ZM86 62H87V61H86ZM90 62L92 63V59H91ZM141 62H140V63H141ZM184 62H185V61H184ZM19 63H20V62H19ZM24 63H25V62H23V64H24ZM77 63H78V62H77ZM125 63H126V62H125ZM160 63H161V62H160ZM181 63H183L182 60H181ZM25 64H27V62H26ZM47 64H48V63H47ZM71 64H72V63H71ZM81 64H82V63H81ZM83 64H84V63H83ZM85 64H86V63H85ZM145 64H146V62H145ZM145 64H144V65H145ZM157 64H158V63H157ZM183 64H184V63H183ZM190 64H191V63H190ZM192 64H193V63H192ZM192 64H191V66H192ZM29 65H30V63H29ZM33 65L36 66V64H33ZM33 65H32V67L34 68ZM40 65H41V64H40ZM40 65H39V67H35V68L33 69V70H36V68H37V70L35 71V73L37 72V74H38V75H37L38 77H36V81H37L38 83H39L40 80H39V79L37 80V78H39V76H41V75H44V74H42V73H44L45 71H46V72H45V75H46L47 72L49 73L50 70H49L48 68L53 67V66H51V65H49V67H47L46 64H45L46 67H45L44 65H42V66H44V67H41ZM53 65L55 66L56 64L53 63ZM77 65H78V64H77ZM77 65H76V66H77ZM86 65H87V64H86ZM86 65H85V68H86ZM126 65H127V64H126ZM140 65H142V64H140ZM194 65H195V64H194ZM21 66L23 67V65H21ZM24 66H26V65H24ZM37 66H38V65H37ZM50 66H51V67H50ZM80 66H81V65H80ZM82 66H83V65H82ZM91 66H92V65H91ZM109 66H110V65L108 64L107 67H109ZM124 66H125V65H124ZM142 66H143V65H142ZM158 66L161 67V64H159ZM168 66H167V67H168ZM196 66L198 67V65H196ZM32 67H31V68H28V69L30 70V69H32ZM55 67H56V66H55ZM57 67H58V66H57ZM57 67H56V68H57ZM60 67H61V64H60ZM89 67H90V66H89ZM110 67H112V66H110ZM110 67H109V68H110ZM189 67H190V66H189ZM192 67H193V66H192ZM192 67H191V69H192ZM194 67H195V66H194ZM197 67H195V68H197ZM26 68H27V67H26ZM74 68H75V67H74ZM81 68H82V67H81ZM87 68H88V67H87ZM93 68H94V67H93ZM115 68H116V67H115ZM115 68H114V69H115ZM136 68H137V69H136ZM165 68H166V67H165ZM170 68H171L172 70H171ZM91 69H92V67H91ZM95 69H96V68H95ZM120 69H121L122 71H121ZM120 69L118 70V68H117V69H115V70H117L118 73H119V72H123V71L125 70V69H122V68H120ZM20 70H21V69H20ZM52 70H54V67L52 68ZM63 70H62V71H63ZM79 70H80V69H79ZM105 70H106V69H105ZM111 70H112V69H111ZM127 70H125V71H124L125 73L123 72L121 75H123V76L126 75L127 78H128L129 80H128L126 83L124 82L123 85H122V83H121L122 87H121V85L119 86V87L121 88V91H120V89H117L119 93H120V92L122 93V91H126V92H128V93H129V92H132V91L135 89V87L137 86V84L140 85L139 82L144 80L143 78H141V74H142V73L139 75V73H140L139 71L141 70V67H140V70H138V71H136V72H134V73H132V72H130V71H127ZM157 70H158V68H157ZM195 70H196V69H195ZM197 70H198V69H197ZM26 71H27V70H26ZM54 71H55V70H54ZM56 71H57V69H56ZM56 71H55V72H56ZM58 71H60V70L58 69ZM97 71H98V70H97ZM112 71H114V70H112ZM126 71H127V72H126ZM160 71H163V70L161 69ZM191 71H192V70H191ZM15 72H16V71H15ZM27 72H28V71H27ZM52 72H53V71H52ZM55 72L52 73V75L54 74V76H56V75H55V74H56ZM64 72L67 73L66 71H64ZM64 72H61V74H64V75H65ZM75 72H76V71H75ZM75 72H74V73H75ZM104 72H105V71H104ZM106 72H107V71H106ZM117 72H115V74H116ZM137 72H138V74H137ZM158 72H159V71H158ZM35 73H34V74H35ZM80 73H81V72H80ZM83 73H84V72H83ZM89 73H91V72H89ZM118 73H117V74H118ZM169 73H170V72H169ZM193 73H195V72H193ZM39 74H40V75H39ZM59 74H60V72H59ZM61 74H60V75H61ZM77 74H78V73H77ZM93 74H94V73H93ZM153 74H154V75H153ZM197 74H198V73H197ZM50 75H51V74H50ZM52 75H51V76H52ZM95 75H98V74H95ZM99 75H100V74H99ZM106 75H107V74H106ZM119 75H120V74H119ZM20 76H21V73H20L19 77H20ZM34 76H35V75H34ZM54 76H52V77L54 78V80H51V83H53V82L56 81V78H57V77L55 78ZM62 76H63V75H62ZM92 76H93V75H92ZM102 76H104V75H102ZM109 76H110V75H109ZM142 76L144 77V75H142ZM151 76H150V77H151ZM170 76H171V77H170ZM178 76H180V75H178ZM63 77H64V76H63ZM71 77H73V79H74V81H75L76 76H71ZM74 77H75V78H74ZM97 77H98V76H97ZM107 77H108V76H107ZM193 77H194V76H192V78H193ZM213 77H214V76H213ZM21 78H22V77H21ZM42 78H43V76H42ZM42 78H41V79H42ZM53 78H52V79H53ZM64 78H65V77H64ZM64 78H63V79H64ZM67 78H68V77H67ZM80 78H81V77H80ZM98 78H99V77H98ZM103 78L105 79V77H103ZM103 78H102V79H103ZM109 78H110V77H109ZM124 78H125V80H127L126 77H124ZM153 78H152V79H153ZM157 78H159V79H157ZM32 79H33V83L30 81V80H32ZM68 79H69V78H68ZM71 79H72V78H71ZM102 79H100V80L103 82V84L107 85V83H109L108 81H107L106 83H104V81H106V79H105L104 81H103ZM110 79H111V78H110ZM148 79H149V78H148ZM148 79H146V80H148ZM156 79H157V80H156ZM195 79H196V78H193V79L189 80L190 82H189L188 84H190L191 82L194 83V82H195ZM212 79H213V78H212ZM18 80H19V79H18ZM26 80H29L32 84H36V85H37V83H35V81H34V80H35V77H33V78H31V79L28 78V79H26ZM42 80H43V79H42ZM61 80H62V79H60V81H61ZM76 80H77V78H76ZM78 80H79V79H78ZM82 80H83V79H82ZM85 80H86V79H85ZM97 80H98V79H97ZM107 80H108V79H107ZM122 80H123V78H122ZM150 80H151V78H150ZM74 81H73V82H74ZM88 81H89V80H88ZM101 81H100V82H101ZM114 81H115V80H114ZM123 81H124V80H123ZM153 81H154V80H153ZM175 81H176V80H175ZM186 81H187V80H186ZM205 81H206V80H205ZM30 82H29V83H30ZM41 82H42V81H41ZM61 82H63V81H61ZM61 82H59V80H57V83H59L60 86H61L62 84H64V83H61ZM66 82H67V81H66ZM100 82H99V83H100ZM207 82H208V81H207ZM207 82H206V83H207ZM26 83H27V81H26ZM31 83H30V84H31ZM75 83H76V81H75ZM78 83H79V82H78ZM78 83H77V84H78ZM97 83H98V82H97ZM111 83H112V82H111ZM141 83H142V82H141ZM209 83H210V82H209ZM24 84H25V83H24ZM30 84H29V85H30ZM32 84H31V85H32ZM40 84H42V83H39V85H37V87L35 86L36 89L38 88V86H40ZM49 84H50V82H49ZM66 84H67V83H66ZM69 84H70V83L67 84L68 87L71 86V85H69ZM71 84H72V87H71V88H74V87H73L74 84L72 83V81H71ZM88 84H89V83H88ZM100 84H102V83H100ZM186 84H187V82H186ZM199 84H200V83H199ZM25 85H26V84H25ZM31 85H30V86H31ZM44 85H45V83H44ZM46 85H47V84H46ZM46 85H45V86H46ZM51 85H52V84L49 85V86H50L49 89L47 88L48 91H47V90L45 89V87H43V86H42L43 89L46 90V91H44V90L42 89V87H39V88H41V89L38 88L37 90H36L35 87H34L35 90H34V89H31V90H30V88H32V86H31V87L29 86V88H28L27 85H26V88H25V87H24V88H25V89L28 88V89H27L28 91L24 90L23 88L19 91V93H20L21 91L24 90L25 93H23V92H21V93L26 94V97H25L26 100H22V101H21V98H18V95H17V96L14 97V98L19 100L18 103L16 102L17 100L13 101V98H12V97H11V98L9 97V96H12V95H13V94H10V93H14V92H13V91H14L13 89H12L13 91H11V92L9 91L8 95H9V94H10V95H9L8 97H1V94H0V107H3V108H5V109L8 108L10 112L8 111V109H6V110H7L9 113L12 112V111H11L12 108L19 109V110L21 111V112H20V111H17L16 114H19V112L22 113V112L26 111L25 113H27V114L22 113V114H24L23 116H25V115L28 116L29 114H28V111H27V110L33 112L34 108H36L35 110H37L40 114H44L43 116H46L45 114L50 115L49 112L52 113V111H54V110H51V108H50V107H52V106H51V105L49 106V104H50L51 102L49 103V102L47 101V102H48V105H47V103L45 102L46 100L43 102V101H41V100L38 98V96H40V97L42 96V97H43V94H45V95L49 96L51 99L53 98V100H54V99H58V98H57V97H58V96H57V93L51 88ZM93 85H94V84H93ZM93 85H92V86H93ZM108 85H109V86H112V85H110V83H109ZM114 85H116V84H114ZM195 85H197V84H195ZM22 86H23V85H22ZM82 86H84V85H82ZM87 86H88V85H87ZM200 86H201V88H202V85H200ZM203 86H204V85H203ZM15 87H16V86H15ZM68 87H67V89H68ZM76 87H77V86H75V90H76ZM79 87H80V86H79ZM97 87H98V85H97ZM105 87H106V86H105ZM105 87L102 86V88H104V89H108V88H110V87H108V86H107L108 88H107V87L105 88ZM141 87H142V86H141ZM190 87H191V86H190ZM1 88H2V87H1ZM1 88H0V89H1ZM18 88H21V87H18ZM18 88H16V89H18ZM71 88H70V89H71ZM114 88H115V87H114ZM122 88H123V89H122ZM138 88H139V87H137V89H138ZM148 88H149V87H148ZM201 88H200V89H201ZM16 89H15V90H16ZM98 89H99V88H98ZM98 89H97V90H98ZM110 89H111V88H110ZM142 89H144V87H143ZM200 89H199V92H200ZM206 89H207V88H206ZM32 90H34V91H32ZM71 90H72V89H71ZM73 90H74V89H73ZM77 90H78V89H77ZM77 90H76V91H77ZM97 90H96V91H97ZM102 90H103V89H102ZM115 90H116V88H115ZM140 90H141V88H139V91H138V92H141V93H138L137 90H135L136 92L134 91L133 93H135V94H137V95H138V94H142V93H143V94L147 93V94H148L149 96H151V97H154V96L157 95V90H155V89H151V88H150V89H147V88H146V92L144 91L145 89L143 90L144 92H143L142 90H141V91H140ZM202 90H203V89H202ZM202 90H201V91H202ZM0 91H1V90H0ZM81 91H83V92H87L88 90H85V91H84V90H81ZM105 91H107V90H105ZM111 91H112V90H111ZM155 91H156V92H155ZM2 92H3V90L1 91V93H2ZM17 92H18V91H17ZM17 92L15 91V93H17ZM93 92H95L94 89H93ZM93 92H92V93H93ZM170 92H171V91H170ZM66 93H67V92H65V94H66ZM70 93H71V92H70ZM70 93H69V94H70ZM81 93H82V92H79V90H78V93L75 94V95L78 96V94H80V96H81V95H82ZM87 93H88V94H87ZM87 93H83V95H82L83 98H81V97L79 98L81 101H82V100L84 101V104L81 105V106H79L78 108L76 107V106H77V103L79 102L78 99H77V101H76L75 99H73L72 102H70V103H69L68 101H71L72 98H71V99L69 98L70 100L67 99V101L65 100V98L63 99L64 101H62V105H63V102H64V103L66 102L65 104L67 105V107H66L67 109H66V112H65V113H67V112H69V111L72 112V111H74L73 109H76V111H78V112H76V111L72 112V116H73V114L76 112L77 115H78V117L74 115L73 117H75V118H73L72 116H70V118H69V116H68L67 119L65 118V121H64V122H63V119H62V118H61V121H60V119H59L60 123L56 122V124H59L60 126H62V125L65 126V127H63V130H64V128H66V127L70 124V122H71V121H70L71 117H72L73 119H75V120L72 121V122H75L77 118L82 119L81 117H83V116L85 115L86 112H90V111H91V109H92L93 107L87 105V104L89 103V102H88L89 100H90V102H92L91 100H93V101H96V102H98V103H99V102L103 103L102 101H104V100H105L104 103H105V102L107 103V101H108V103H109V101H111V100H109L111 97H110V96L107 97L106 93H105V94L103 93V95L101 94L102 91L99 92V93H100L99 95H95V94H98V93H95V94L93 93L94 95H92L91 92H89V91H88ZM89 93H90L91 95H89ZM111 93H112V92H111ZM111 93H110V94H111ZM121 93H120V94H121ZM167 93L169 94V91H168ZM186 93H187V92H186ZM23 94H22V95H23ZM114 94H115V92H114ZM135 94H134V95H135ZM171 94H172V92H171ZM14 95H15V94H14ZM45 95H44V96H45ZM63 95H64V94H63ZM108 95H109V94H108ZM116 95H117V94H116ZM181 95H182V94H181ZM192 95H194V94L192 93ZM198 95H199V94H198ZM205 95H206V93H205ZM24 96H25V95H24ZM47 96H45L46 99H47ZM64 96H65V95H64ZM77 96H76V97H77ZM118 96H119V95H118ZM128 96H129V95H128ZM65 97H67V96H65ZM76 97H75V98H76ZM114 97H116V96H114ZM168 97H169V96H168ZM184 97H185V96H184ZM186 97H187V96H186ZM59 98H61V97L59 96ZM189 98H190V97H189ZM189 98H187V99L189 100ZM197 98H198V97H197ZM202 98H203V97H202ZM202 98H200L199 101H201ZM43 99H44V98H43ZM43 99H42V100H43ZM88 99H89V100H88ZM118 99H119L118 101H115V102H118L117 104L120 103V102H119V101H120V97H119ZM195 99H196V98H195ZM47 100H49V99H47ZM85 100H86V101H85ZM116 100H117V98H116ZM126 100H127V99H126ZM180 100H181V99H180ZM190 100H193V99H190ZM190 100H189V101H190ZM197 100H198V99H197ZM49 101H50V100H49ZM54 101H55V100H54ZM57 101H60V99H58ZM83 101H82V103H83ZM148 101H149V100H148ZM186 101H187V100H186ZM195 101H196V100H195ZM204 101H205V100L203 99V100H202L203 104L205 103ZM27 102H28V103H27ZM29 102H31V103L33 104V105L31 104L32 106L35 105L34 108H32L33 110L30 109V106L28 105ZM60 102H61V101H60ZM115 102H113L112 107H113V105H117V104H115ZM126 102H127V103L130 102V99H128V101H126ZM150 102L152 103V101H150ZM104 103L101 104V105H104ZM108 103H107V106L109 105ZM135 103H136V102H134V104H135ZM151 103H150V104H151ZM186 103H187V102H186ZM188 103H190V102H188ZM51 104H52V103H51ZM53 104H54V103H53ZM59 104L61 105V103H59ZM89 104H90V103H89ZM95 104H96V103H95ZM110 104H111V103H110ZM124 104H125V103H124ZM134 104H133V103H132V105H129V104L127 105V104H126L125 109H127L126 107L129 108V106H130L129 109H131V111L133 110V111L135 112V111L137 110V107H136V105H134ZM143 104H144V103H143ZM148 104H149V102H148ZM150 104H149V105H150ZM190 104H192V103H190ZM196 104H198V102H197ZM196 104L194 105V103H193L194 106H196ZM57 105H58V104H57ZM57 105H55V106H57ZM199 105H200V104H199ZM199 105H198V106H199ZM69 106L71 107V110H68V108L70 109ZM146 106H147V104H146ZM198 106H197V107H198ZM203 106H204V105H203ZM205 106H206V105H205ZM64 107H65V106H63V108H64ZM74 107H76V108H74ZM81 107H83L82 110L85 111V112L83 111V112H84V115H81V114H83V113H82V110L80 111V108H81ZM96 107H99V108H100V106H97V105H96ZM148 107H149V106H148ZM150 107H151V106H150ZM197 107H196V108H197ZM52 108H53V107H52ZM63 108H61V109H63ZM72 108H73V109H72ZM101 108L104 109V108H105V105L102 106ZM107 108H109V107H107ZM116 108H117V106H116ZM142 108H143V107H142ZM152 108H153V107H152ZM15 109H14L13 111H16ZM53 109H54V108H53ZM59 109H60V108H59ZM61 109H60V110H61ZM97 109H98V108H97ZM103 109H102V110H103ZM105 109H106V108H105ZM113 109H115V107H113ZM117 109H118V108H117ZM139 109H141V108H139ZM192 109H193V108H192ZM192 109H191V110H192ZM35 110H34V112H35ZM56 110H57V108H56ZM67 110H68V111H67ZM95 110H96V109H95ZM115 110H116V109H115ZM115 110H114V111H115ZM158 110H160V108H158ZM37 111H36L35 113L33 112V113L30 114L32 118L30 117L31 119H30L29 121H27L29 118L26 117V119L28 118V119L26 120L27 123L24 122V123L26 124V127H27L28 129H31V130L35 131L36 134H38V132H39L40 130H42L41 127H42V125H44V124H42V122L40 123V121L43 120V119H42V115L39 114L40 116H38V114H37V116H35V117L33 116V115H36ZM58 111H59V110H58ZM58 111H57V113H58ZM99 111H100V110H99ZM116 111H117V110H116ZM129 111H130V110H129ZM138 111H139V110H138ZM192 111H193V110H192ZM192 111H191V112H192ZM54 112H55V111H54ZM96 112H97V111H96ZM96 112H95V113H96ZM102 112H103V111H102ZM107 112H108V111H107ZM127 112H128V111H127ZM13 113H14V114H11V116L13 115V118L19 117L18 115L16 116L15 112H13ZM61 113H62V112H61ZM61 113H60V114H61ZM79 113H80V114H79ZM91 113H92V112H91ZM93 113H94V112H93ZM98 113L102 114L101 111L98 112ZM129 113L131 114V112H129ZM136 113H137V112H136ZM161 113H162V112H161ZM22 114H21L20 116H22ZM60 114H59V115H60ZM100 114H99V115L97 114V115L100 117ZM139 114H140V111H139ZM157 114H158V113H157ZM30 115H29V116H30ZM53 115H54V113H53ZM55 115H56V114H55ZM55 115H54L53 117L55 118V121H57V120H56V117H58V116H55ZM61 115H62V114H61ZM67 115H69V114L67 113L66 116H67ZM104 115H105V114H104ZM104 115L102 116L103 119H102L101 121L99 120V122H100L99 124H97V123H98V122H97L98 119H97V118L95 117V115H94L93 118H95L94 120H96L95 122H96V124H97V125L95 124V127H94V125H93V124H94L93 121H92V122L89 121L90 124L93 125L95 131L97 132V135L95 136V138H97V136H98V138L95 139L94 142H93V140H92L91 138L88 137V138L91 139L92 141L89 140L88 142H87V141H86V142H87V144L90 143V145L93 146L94 148H100V147H98V146H100V145H104V146H106L105 148H107L109 151H110V150L113 151L114 149H115V150L118 149V151H119V150L121 149L122 146H121L120 149H119V147H117L116 145H112V142L114 143L115 141L112 140V142H110L111 140L107 139V136H105V134H107V133L104 134V132L106 131V128H105V127H106L107 125L112 127V126L116 125L118 122H115V121H113V120H110L109 117H106V118H105L106 115H105V116H104ZM127 115H128V114H127ZM135 115H137V114H135ZM135 115H134V116H135ZM203 115H205V114H203ZM1 116H2V115H1ZM14 116H16V117H14ZM23 116H22V117H23ZM130 116H131V115H130ZM130 116H129V117H130ZM144 116H145V115H144ZM205 116H207V115H205ZM205 116H201V117L203 118V117H205ZM48 117H49V116H48ZM61 117H62V116H61ZM64 117H65V116H64ZM76 117H77V118H76ZM198 117H199V116H198ZM215 117H217V116H215ZM2 118H4V117H0V124H2V123H1ZM19 118H21V117H19ZM54 118H52V116H51L50 119L52 120V119H54ZM84 118H85V117H84ZM93 118H92V119H93ZM115 118H116V117H115ZM130 118H131V117H130ZM202 118L199 117L198 120H199V119L202 120ZM206 118H207V117H206ZM212 118H213V117H212ZM16 119H17V118H16ZM21 119H22V118H21ZM41 119H42V120H41ZM45 119H46V118H45ZM45 119H44V121H46ZM73 119H71V120H73ZM100 119H101V118H100ZM133 119H134V118H133ZM218 119H219V118H218ZM22 120L25 121V118L22 119ZM47 120H48V118H47ZM51 120H50V121H51ZM82 120H83V119H82ZM86 120H87V119H86ZM86 120H85V121H86ZM90 120H91V118H90ZM203 120H204V118H203ZM203 120H202V121H203ZM10 121H13V123H14V122H15V123H18L20 120L17 119V120L14 121V119L12 120V119L10 118ZM10 121H9V122H10ZM17 121H18V122H17ZM44 121H43V123H44ZM53 121H54V120H53ZM46 122H47V121H46ZM76 122H77V121H76ZM81 122H82V121H81ZM83 122H84V120H83ZM126 122H127V120H126ZM54 123H55V122H54ZM62 123H63V124H62ZM77 123H78V122H77ZM77 123H76V124H77ZM86 123L88 124V122H86ZM86 123H85V124H86ZM119 123H120V122H119ZM221 123H222V122H221ZM19 124H20V123H19ZM45 124H46V123H45ZM61 124H62V125H61ZM76 124H75V125H76ZM120 124H121V123H120ZM3 125H4V124H3ZM3 125H1L0 128H2V127L5 126V125H4V126H3ZM22 125H23V124H22ZM47 125H48V124H47ZM47 125H46V126H47ZM49 125H50V123H49ZM75 125H74V127H75ZM214 125H215V124H214ZM214 125H213L212 129H213L214 127H217V126H214ZM222 125L224 126V124H222ZM222 125L220 124L219 126L221 127ZM6 126H8V125H6ZM6 126H5V127H6ZM44 126H45V125H44ZM44 126H43V129L45 128ZM60 126H59V127H60ZM77 126L80 127V125H77ZM82 126H83V125H82ZM89 126H90V125H89ZM122 126H123V125H122ZM122 126H121V125H120V126L118 125L117 127H120V128H121ZM124 126H125V124H124ZM47 127H48V126H47ZM54 127L56 128V126H54ZM79 127H78V129H79ZM86 127L88 128L87 125H84V127H80V129H82V130H84L85 132H87V131L89 130V128H88V130H86V129H87ZM91 127H92V126H91ZM117 127H115V129H117ZM125 127H126V126H125ZM123 128H124V127H123ZM218 128H219V127H218ZM218 128H217V129H218ZM8 129H9V131H10V128H8ZM59 129H61V128H59ZM67 129H68V128H67ZM112 129H114V128H112ZM115 129H114V132H115ZM124 129H125V128H124ZM215 129H216V128H215ZM18 130L20 131V130H24V129L21 128V129H18ZM18 130H16V132H17ZM37 130H38V131H37ZM50 130H51V129H49V132H45V133H44V130H42L43 132L40 131L39 133H44V136L46 135V136L48 137V139L52 140V143H53V141H55V142L57 143V139L59 138V133H60V131H59V133L57 132L58 134H56V132H55L56 135H54V133L51 134L52 132H50ZM55 130H56V129H55ZM71 130H72V129H71ZM117 130H118V131L120 130V131L118 132ZM117 130H116V133L118 132L121 136H123L125 133H126V136H127V132H126V131H129V132H130L129 129H126V131L123 130V129H117ZM27 131L29 132V130H27ZM33 131H32V132H33ZM36 131H37V132H36ZM46 131H47V128H46ZM51 131H53V130H51ZM56 131H57V130H56ZM61 131H62V129H61ZM64 131H66V133H67L68 130H64ZM64 131H63V132H64ZM74 131H75V130H74ZM84 131H82V132H84ZM89 131H90V130H89ZM108 131H109V130H108ZM108 131H107V132H108ZM112 131H113V130H112ZM0 132L4 133L5 131H2V130H1ZM30 132H31V131H30ZM69 132H71V131L69 130ZM77 132L79 133V131H77ZM80 132H81V131H80ZM82 132H81V133H82ZM110 132H111V131H110ZM17 133H18V134H17ZM17 133H16L17 135H16L15 138H12V139L9 138V141H8L9 144L12 145V147H14V148H13L14 150H15V148H16L15 146H17L20 142H24V143H25L26 141H28L30 144H31V143H36V144L38 143V144H39V143H41V142L43 141V138H42V137H43V134H42V137H41V138H38V136L40 137V135H37V137H36V136H35V135H36L35 133H32V134H31V137H30V134H29V133H27V135L29 134V135L27 136V135L24 133V131H22V132L20 131V132H17ZM72 133H73V132H72ZM90 133H91V132H89V135L92 136L93 134H92V133L90 134ZM94 133H95V132H94ZM118 133H117V134H118ZM34 134H35V135H34ZM60 134H61V133H60ZM62 134H63V133H62ZM62 134H61V135H62ZM73 134H75V133H73ZM85 134H86V133H85ZM85 134H84V135H85ZM119 134H118V135H119ZM129 134H131V133H129ZM32 135H33V136H32ZM71 135H72V134H71ZM108 135H110L109 132H108ZM34 136H35V137H34ZM74 136H75V135H74ZM93 136H94V135H93ZM62 137H63V136H62ZM66 137L68 138V135H67ZM70 137H71V136H70ZM85 137H86V136H85ZM67 138H66V140H67ZM88 138H87V139H88ZM108 138H109V136H108ZM48 139H47V140H48ZM60 139H61V137H60ZM114 139H115V138H114ZM123 139H124V138H123ZM24 140H26V141H24ZM64 140H65V138H64ZM68 140H69V139H68ZM68 140H67V141H68ZM71 140L73 141V138H71L70 141H71ZM79 140H80V139H78V141H79ZM84 140H86V139H84ZM84 140L82 139V140H81L82 142H81V141H80L81 143L79 142L80 144L77 143V146L80 145V147H82V144L84 143V142H83ZM44 141H45V139H44ZM59 141H60V140H59ZM74 141H75V140H74ZM118 141H120V140H118ZM0 142H3V141H0ZM6 142H7V141H6ZM6 142L4 141V143H6ZM47 142H48V141H47ZM49 142H51V141H49ZM62 142H63V141H62ZM64 142H65V141H64ZM56 143H55V144H56ZM59 143H60V142H59ZM0 144H1V143H0ZM9 144L7 143V145H6V144H5V145L8 146ZM26 144H28V143H26ZM44 144H45V142H44ZM50 144H51V143H50ZM53 144H54V143H53ZM62 144H63V143H62ZM71 144L74 145L73 143H71ZM75 144H76V143H75ZM124 144H125V142H124ZM2 145H3V147H5L4 144H2ZM14 145H15V146H14ZM24 145H25V144H24ZM31 145H32V148H33V144H31ZM45 145H46V144H45ZM47 145H48V144H47ZM57 145H58V144H57ZM57 145H56V146H57ZM64 145H65V144H64ZM90 145H89V146H90ZM119 145H120V144H119ZM119 145H118V146H119ZM25 146H26V145H25ZM25 146H24V147H25ZM29 146H30V145H28V147H29ZM34 146H35V145H34ZM49 146H50V145H49ZM83 146H85V145L83 144ZM86 146H87V145H86ZM91 146H90V148H91ZM113 146H116V147H113ZM123 146L126 147L127 144H126V146H125V145H123ZM0 147H1V145H0ZM3 147L1 148L0 152H1V151H4V150H3ZM51 147H53V146H51ZM54 147H55V145H54ZM54 147H53V148H54ZM74 147H76V145H74ZM74 147H73V148H74ZM80 147H79V148H80ZM102 147H103V146H102ZM102 147H101L100 149H102ZM9 148H10V146H9ZM9 148H6V147H5V149H7V150H8ZM17 148H18V147H17ZM20 148H21V146H20ZM20 148H18V149H20ZM34 148H36V147H34ZM53 148H52V149H53ZM82 148H83V147H82ZM82 148H80V150H82ZM85 148H86V147H85ZM87 148H88V147H87ZM94 148H93V149H94ZM113 148H114V149H113ZM22 149H23V148H22ZM26 149H28L27 146H26ZM38 149H39V148H38V145H37V153L35 152L34 149H31V151L33 152V150H34L35 155H39V156H41V155H40V154H41V151H39L40 149H39V150H38ZM54 149H55V148H54ZM57 149H59V148H57ZM66 149H67V148H66ZM76 149H77V148H75V150H76ZM63 150H65V149L63 148ZM68 150L71 151V152L74 151V150H70V147H69ZM83 150H86V149L83 148ZM83 150L80 151V154H82ZM88 150H89V149H88ZM94 150H95V149H94ZM98 150H99V149H97V151H98ZM29 151H30V148H29ZM29 151H26V152H29ZM31 151H30L29 154H31L32 156H35V155L32 154ZM59 151H60V150H59ZM61 151H62V149H61ZM65 151H66V150H65ZM65 151H63V154L66 153ZM104 151H105V150H104ZM109 151H107L108 154L110 153ZM26 152H24V150H23V153H26ZM38 152H39L40 154H39ZM48 152H49V151H48ZM50 152H51V150H50ZM50 152H49V154L47 153V155H43V153H42L43 157L45 156L44 159L46 160V158L48 157V159H47L46 161L49 160L50 163L53 162V164H54V163L56 162V164H57V161H56V160H57L58 155H59L60 152H58V155L54 154L53 151H52L53 153H52V152L50 153ZM76 152H78V151L76 150ZM93 152H94V151H93ZM98 152H99V151H98ZM115 152H116V151H115ZM55 153H57V152L55 151ZM61 153H62V152H61ZM74 153H75V152H74ZM74 153H73V154H74ZM87 153L89 154V151L87 152V150H86V154H87ZM105 153H106V152H105ZM21 154H22V153H21ZM63 154H62V155H63ZM66 154H67V153H66ZM66 154H64L65 157H63V156L61 157V154H60V157H59V158L62 159V161H60L59 159H58V160H59V162H64V163L58 165V164H59V162H58V164H57L58 166H61V165L65 164V166L67 167L68 162H67V164H66L65 162L68 161L69 159L67 158L68 156L66 157ZM73 154H72V155H73ZM75 154H77V155L79 156V152H78V153H75ZM75 154H74V156H75L76 158L73 157V159H77V155H75ZM84 154H85V152H83V154L80 155V156L82 157ZM86 154H85V155H86ZM113 154H114V153H113ZM14 155H15V154H14ZM24 155H25V154H24ZM26 155H27V157H26ZM26 155H25V157H22V158H21V156H19V157H15V156L12 157V156H9V155L7 154L8 157H6V155H5L4 159H3V157H2L3 160H0V165L2 166V165H4V163H5V164H6V163H7V164H11V165H13V163H15L16 165H17V164L19 165L20 162H21V163H22L23 161H26V162H27L28 157L31 156V155L28 156V153H27ZM67 155H68V154H67ZM85 155H84V156H85ZM111 155H112V154H111ZM117 155H118V154H117ZM124 155H125V154H124ZM46 156H47V157H46ZM70 156H71V153H70ZM119 156H120V155L116 156L117 159H119L121 156L123 157V154H121L120 157H119ZM125 156H126V155H125ZM97 157L100 158V159H101V157H103V163H104V159H105V158H106L105 160H107V159L110 160V158H109L110 156H108L107 154H101V151H100V154L97 153V152H95V153H92V152H91V153L89 154V157H88L89 160L86 159V157L83 158V159L80 158V159H82V160L84 161V162L82 161L83 163L80 162L81 160L79 161V158H78V161H77V162H80V163H77V162H76V165H77V167L80 166V169H81L80 172H81V171H82V172L84 171V172H86V173L90 172V169H91V168H89V167H90V163H88L89 167L87 166V167H88V168H87V167L85 166V162H86L87 160H88L89 162H90V161L92 162V160L95 161V160L97 159ZM114 157H115V156H114ZM116 157H115V158H116ZM122 157H121V158H122ZM0 158H1V156H0ZM19 158H21V159H19ZM32 158H33V157H32ZM63 158L65 159V161L63 160ZM66 158H67V159H66ZM69 158H70V157H69ZM111 158H112V157H111ZM121 158H120V159H121ZM90 159H91V160H90ZM117 159H114V160L116 161ZM4 160H5V161H4ZM85 160H86V161H85ZM111 160H113V159H111ZM72 161H75V160H72ZM72 161L70 160V162L72 163V165L74 164L73 166H75V162L73 163ZM88 161H87V162H88ZM101 161H102V159H101ZM101 161H100V163H101ZM119 161H120V160H119ZM49 162H46V163L48 164ZM106 162H107V161H105V163H106ZM109 162H110V161H108V163H109ZM111 162H113V161H111ZM117 162H118V161H117ZM23 163H24V162H23ZM50 163L48 164V171L45 172V174H46L45 176H46V177H49V179H50V176H52V178H53V177H54V173L56 172V173H55V176L58 174L56 178H58V176H61V178L64 179V182H65V183L62 182V184L64 183V185H65L66 183H68L67 186L65 185V186H66V189H67V191H71V190H72L71 186H72L73 184H70V183H76V182H74V181L77 180V179H76V180L74 179V177L76 176V175H75V172L73 171L74 173L70 174L69 172H71L72 170H71V171L67 170L68 168H67V169L64 168L65 166H64V167L61 166V168H62L61 171H55V169H57V166L55 165L56 167H55V166L53 167V166L50 165ZM95 163H96V162H95ZM15 164H14V165H15ZM51 164H52V163H51ZM79 164H80V165H79ZM86 164H87V163H86ZM116 164H117V163H116ZM11 165H10V166H11ZM14 165H13V166H14ZM22 165H24V164H22ZM78 165H79V166H78ZM118 165H119V164H118ZM118 165H117V166H118ZM4 166H6V165H4ZM4 166H2V167H4ZM7 166H8V165H7ZM7 166H6V167H7ZM10 166H9V167H10ZM49 166H50V169H49ZM68 166H69V165H68ZM70 166H71V165H70ZM6 167H4V168H6ZM9 167H8V168H9ZM25 167H26V166H25ZM29 167H31V166H29ZM33 167H34V166H33ZM4 168H0V169L3 170ZM42 168H43V167H42ZM52 168H55V169L51 170ZM71 168H72V166H71ZM74 168H75V167H74ZM31 169H32V167H31ZM46 169H47V166H46ZM46 169H44V170H46ZM75 169H76V168H75ZM77 169H78V168H77ZM77 169H76V170H77ZM11 170H12V169H11ZM14 170H15V169H14ZM16 170H17V168H16ZM18 170H19V169H18ZM27 170H29V169H27ZM39 170H40V169H39ZM73 170H74V169H73ZM76 170H75V171H76ZM0 171H1V170H0ZM19 171H21V169H20ZM24 171H25V170H24ZM77 171H78V170H77ZM6 172H8V171H6ZM14 172H15V171H14ZM41 172H42V171H41ZM82 172H81V173H82ZM84 172H83V173H84ZM91 172H92V171H91ZM25 173H26V172H25ZM25 173H24V174H25ZM37 173H38V172H37ZM59 173H60V175H59ZM86 173H85V174H86ZM1 174H2V173H1ZM38 174H39V173H38ZM42 174H44V173H42ZM88 174H89V173H88ZM27 175H28V172H27ZM33 175H34V174H33ZM39 175H41V173H40ZM77 176H78V175H77ZM28 177H29V176H28ZM39 177L41 178V176H39ZM44 178H45V177H44ZM75 178H78V177H75ZM42 179H43V178H42ZM45 179H46V178H45ZM49 179H48V180H49ZM54 179H55V178H54ZM58 179H59V180H57V181L59 182V181H60V177H59ZM38 180H39V179H38ZM65 180H66V181H65ZM72 180H74V181L72 182ZM262 180H263V179H262ZM50 181H51V180H50ZM70 181H71V182H70ZM5 182H6V181H5ZM39 182H40V181H39ZM44 182H45V181H44ZM51 182H53V181H51ZM77 182H78V181H77ZM263 182H264V181H263ZM0 183H1V185H0V199L3 200L2 197L5 196L6 193H8V192L10 193V192H12V191H15V189H16V184H15V183L8 184V183L6 182L7 184L2 185V182H0ZM3 184H4V182H3ZM17 184H18V183H17ZM42 184H43V183H42ZM42 184H41V187H42ZM76 184H77V183H76ZM78 184H79V182H78ZM260 184H261V183H260ZM19 185H20V184H19ZM58 185H60V182H59ZM43 186H45V185L43 184ZM65 186L63 187V189H62L61 185L59 186V187L62 189L61 191H63V190L65 191ZM88 186H89V185H87V183L85 184V182H84V183L80 182V185H79V186L77 185L78 188L76 189V192H80V194L85 193V192H87V190L90 188V187L88 188ZM41 187H40V188H41ZM59 187H56V188L58 189ZM19 188H20V187H19ZM43 188H44V187H43ZM46 188H47V187H46ZM31 189H32V187H31ZM50 189H52V188H50ZM50 189H49V190H50ZM53 189H54V188H53ZM57 189H56V190H57ZM19 190H20V189H19ZM42 190H43V189L40 190V193H41ZM52 191H53V190H52ZM52 191H51V195L54 194ZM72 191H73V190H72ZM18 192H19V191H18ZM25 192H26V191H25ZM31 192H32V191H31ZM58 192H59V191H58ZM76 192H75V193H76ZM23 193H24V192H23ZM38 193H39V192H38ZM44 193H45V192H44ZM44 193H43V194H44ZM55 193H56V192H55ZM12 194H13V193H12ZM26 194H27V192H26ZM28 194H29V193H28ZM45 194H49V192H48V193H45ZM71 194H72V192H71ZM77 194H78V193H77ZM6 195H9V194H6ZM10 195H11V194H10ZM17 195H18V194H17ZM54 195H55V194H54ZM56 195H57V194H56ZM262 195H263V194H262ZM29 196H30V195H28L27 197H29ZM6 197H7V196H5V199H6ZM21 197H23V195H21ZM24 197H25V199L27 200L26 195H25ZM37 197H38V196H37ZM41 197H42V196H41ZM54 197H55V196H54ZM3 198H4V197H3ZM10 200H13V199L10 198ZM10 200H9V202H10ZM26 200H25V201H26ZM260 200H261V199H260ZM262 200H264V198H263ZM21 201H22V200H21ZM23 201H24V200H23ZM7 202H8V201H7ZM16 202H17V201H16ZM27 202H28V201H27ZM27 202H26V203H27ZM73 202H75V201H73ZM73 202L71 201V204H72ZM189 202H190V201H189ZM0 204H1V203H0ZM6 204H8V203H6ZM77 204H78V203H77ZM77 204H74V203H73L72 205H73V206H78ZM178 204H179V203H178ZM178 204H177V205L175 204V207H177ZM186 204H187V203H186ZM189 204H190V203H189ZM191 204H192V203H191ZM20 205H23V204L20 203ZM20 205H19V206H20ZM57 205L60 207L59 204H57ZM57 205H54V203H53V205H52V203H51V206H50V213L56 215L58 212H60V208H61V207L58 208ZM155 205H156V204H155ZM6 206H7V205H6ZM9 206H10V205H9ZM11 206H12V205H11ZM173 206H174V205H173ZM179 206H180V205H179ZM179 206H178L176 209H175V207H173V208L171 209V211H173V209H175V210H177L178 212H179V211L181 212V210H182V212H183L182 215H183V216H181V218H180V217H179V218L181 219V223H182V222H183V223H182V225H181L180 227H176V226H174V228H172V230L169 229L168 227H167V228L164 227V228L167 229V230H164V228H163L162 230L160 229L159 231H156V234H155L156 237H155V238L152 237L153 234H151V233H149V235L146 234V235H147L146 237H145V236H142V238H141L140 236L135 235L136 233L132 232L131 230H125V231H124L122 234H120L119 236L116 235V236L118 237V240H119V242H118L119 245H120V244H121V245H124V244L127 245V243H128V245H129L130 243H132V244L134 245V247H135V245H137V243H140V244L138 245V246H139V249L137 248L138 250H140V247L142 248L143 245H145V246H146L147 248H149V249L151 248L152 250H153V248L156 249L157 247H158V249H160V253H161V255H160L159 257H158V256L156 257V255H157L158 252L156 253V252L153 251L154 254H156V255H155V257H154L153 252H152V255H153L152 260L149 258L150 255H149V256H148V254H146L147 256L145 255L146 257H148V258L151 260V262L145 261V260H144L145 257H144V258H143V261H144V262H143V263H142V262H141V263L139 262L140 264H206V263H207V264H211V263H212L211 261H214V262H215V260L220 259L221 257H222L221 259H225V251H226L225 249H226V248H223V247H226L227 244H225V246H223V245H224L223 242H224L225 239H226L225 241L227 242V240H228V239H227V238H228L227 236L225 237V239H224L223 242H222V243H223L222 248L225 250V251H223L224 254L221 253L222 251H220V249H219V250L217 249V251H215V254H213L214 251H212V253H211V252H210V253L207 252V253H201V254H199L198 256L200 257V255H201V257H202V258H200V259H198L199 257L196 258V255H194V254H189V255H192V256H190V257H193V258H194V256H195V258H194V259H193V258L187 259L186 256H183V257L186 258V259H183V258L180 259V258H178V260H179V259H180V260H179V261L176 260L177 257H175L174 255H175V254L177 255L178 252H179V254H180V253H185V254H186V253H188V252H192V251H194V250H196V251H197L198 249L200 250L203 246H206V245H207L206 243H205V244H206V245H205V244L202 243V242L199 243V241H201L202 238L204 239V236H205V233H204V232H206V231H205V228L208 227V228H206V229H209V225L204 226V225L206 224V222H205V224L201 226V228H203V226L205 227L204 229H202V230H204V231L200 230V229H199L200 227L198 228V226H197V225L199 224V223H197V220H198V219L196 220V217H194V214H192L193 212H192V211H191L192 213H191V212H188L187 209H186L187 211L184 212V209H183L184 207H183V208H182V207L180 208ZM186 206H187V205H186ZM259 206H260V205H259ZM259 206H257V208H258ZM263 206H264V205H263ZM263 206H261V208L259 207L260 209H258V210H257V208H256V211H257V212H255V213H258V214H259V213H261V212H264V207H263ZM3 207H4V205H3ZM3 207L0 208V234H1V235H2L3 233L6 232V231H5V230H7L6 227L8 228V230H9V229L11 230V229H14L16 226H18V221H17L18 219L16 220L15 218H16V217L19 218V217L17 216V212L19 213L18 209L16 210V211H17V212H16V211L14 210L15 207H14V209L10 207V208L12 209V211H11V209H10V211L8 210V206H7V210H4ZM16 207H17V206H16ZM156 207H157V205H156ZM187 207H188V206H187ZM187 207H186V208H187ZM191 207H192V206H191ZM154 208H155V207L153 206V209H154ZM127 209H128V208H127ZM150 209H151V208H150ZM192 209H193V208H192ZM232 209H233V207L231 208V211L233 212L234 209H233V210H232ZM235 209H236V208H235ZM13 210H14V211H13ZM135 210H136V209H135ZM138 210H140V212L142 211L141 209H138ZM144 210H145V209H144ZM175 210H174V211H175ZM228 210H229V208H228ZM228 210H226L225 212H228ZM244 210H245V209H244ZM132 211H133V210H132ZM155 211H156V210H155ZM169 211H170V209H169ZM215 211H216L215 213L217 214V210H215ZM234 211H235V210H234ZM258 211H259V212H258ZM68 212H69V211H68ZM68 212H67V213L64 212V213L62 214V218H61V219H62V220H66V221H74L73 218H74L75 215L72 214V213H68ZM127 212H128V213H127ZM127 212H126L127 215H129L130 212H131V210H130V212H129V209H128ZM133 212H135V211H133ZM133 212L131 213L132 216H133ZM150 212H154V211H151V210H150ZM221 212H222V210H221ZM221 212H218V213L220 214ZM232 212H231V214H232ZM23 213H24V212H23ZM169 213H170V212H169ZM173 213H174V212H173ZM223 213H224V212H222V214H223ZM228 213H229V212H228ZM228 213H227V214H228ZM21 214H22V213H20V216H21V217H24V216H25V215H21ZM24 214H25V213H24ZM137 214H138V216H139V212L136 213V215H137ZM151 214H152V213H151ZM156 214H157V213H156ZM160 214H161V213H160ZM178 214H179V213H178ZM224 214H225V213H224ZM227 214H226V215H227ZM249 214H250V213H249ZM263 214H264V213H263ZM153 215H155V214H153ZM153 215H152V216H153ZM157 215H159V214H157ZM179 215H180V214H179ZM195 215H196V213H195ZM252 215L255 216V214H252ZM252 215H251V216H252ZM261 215H262V214H261ZM261 215H260L259 217H263V218H264V216H263V215L261 216ZM177 216H178V215H177ZM219 216H220V215H219ZM222 216H224V215H222ZM239 216H240V215H239ZM244 216H245V215H244ZM60 217H61V216H60ZM75 217H76V216H75ZM126 217H127V216H126ZM126 217H125V221H127L126 223H128V224H130L129 222H131V220L133 221V220L137 219L136 216H135V217H136L135 219H133V218H130V219H129V216H128V219H127ZM157 217H158V216H157ZM157 217H156V218H157ZM159 217H160V215H159ZM159 217H158V218H159ZM220 217H221V216H220ZM220 217H219V218H220ZM232 217H234V216L231 215V217H230V215H229V216L222 217V219H221L222 222H220L219 224H220V225L222 224V225L226 228L227 232H230V231L232 232V231H233L232 233H234V232H235V229H236V226H240V225H239V224L237 225L238 222L235 224L236 220H235V219L233 220ZM256 217H258V216H256ZM259 217H258V219H260ZM26 218H27V216H26ZM29 218H30V216H29ZM160 218H161V217H160ZM160 218H159V219H160ZM182 218H183V219H182ZM197 218H200V217H197ZM263 218H261V219H263ZM3 219H4V220L7 219L8 222L6 221V223H5V225H4V226H6V227L1 229V221H3ZM22 219H23V221H24L25 226H27L26 224L30 225L29 222H26V221H25L26 219H24V218H22ZM31 219H32V217H31ZM244 219H245V218H244ZM246 219H247V218H246ZM249 219H250V218H249ZM249 219H248V220H249ZM255 219H256V218L253 219L254 222H256V223H254V224H257V221H256V220H258V219H256V220H255ZM29 220H30V219H29ZM32 220H33V219H32ZM32 220L30 221L31 224H32ZM138 220H139V217H138ZM138 220H137V221H138ZM144 220H145V219H144ZM200 220H201V218H200ZM200 220H199V222H200ZM202 220H203V222H204L206 219H205V220L202 219ZM250 220H252V218H251ZM250 220H249V221H250ZM253 220H252V221H253ZM27 221H28V220H27ZM135 221H136V220H135ZM135 221H134V222H135ZM139 221H140V220H139ZM139 221H138V222H139ZM214 221H217V222H218V221H220V219H218V220L215 219ZM234 221H235V222H234ZM258 221H259V220H258ZM3 222H5V221H3ZM3 222H2V223H3ZM20 222H21V221H20ZM25 222H26V223H25ZM195 222H196V224L192 225L193 227L188 228L189 226H191V225H189V224H191V223H195ZM209 222H210V221H209ZM217 222H216V223H217ZM243 222H247V221H246V220H245V221L243 220ZM259 222H260V221H259ZM259 222H258V223H259ZM141 223H142V222H141ZM152 223H153V222H152ZM216 223H214V224H216ZM21 224H22V223H21ZM24 224H23V225H24ZM139 224H140V223H139ZM142 224H143V223H142ZM142 224H141V225H142ZM144 224H145V225H146V224L149 225V224L146 223V222H144ZM200 224H201V223H200ZM263 224H264V223H263ZM15 225H16V226H15ZM145 225H144V227H146L147 229H149V226L147 227V225H146V226H145ZM169 225H170V224H169ZM216 225H218V223H217ZM220 225H219V227H220ZM222 225H221V226H222ZM257 225H258V224H257ZM4 226H3V227H4ZM58 226H59V225H58ZM151 226H152V225H150V227H151ZM166 226H167V225H166ZM177 226H178V225H177ZM199 226H200V225H199ZM212 226H213V225H212ZM21 227H22V226H21ZM171 227H172V226H171ZM241 227H242V226H241ZM262 227L264 228V226H262ZM30 228H31V227H30ZM58 228H59V227H57V225H56V227H54V230L56 231V234H55L56 237H57V235H58V237L61 236L63 233L67 234V233H66V232L68 231L67 229H64V230H67V231L62 233V232H58V231L60 230V229H58ZM60 228H62V227H60ZM151 228H152V227H151ZM151 228H150V229H151ZM239 228H240V227H239ZM239 228H237V229H239ZM244 228H245V226H244ZM263 228H262V229H263ZM3 229H4V232H2ZM52 229H53V228H52ZM68 229H69V228H68ZM191 229L194 230V231H197L196 233H199V234H200V233H202V234L204 233V236H201L202 238H201L200 240H198V242H197V240L195 241V239H193L194 241L191 239V240L188 242V241H187V238H188L189 236H188L187 234H188V232H190L189 230H191ZM237 229H236V230H237ZM245 229H246V228H245ZM245 229L240 228V236H241V237H243L242 235H244V234L246 233V231H241V230H245ZM8 230H7V231H8ZM42 230H43V229H42ZM42 230H41V232H39L40 230L37 231V232H38V233H42V232H43ZM64 230L62 229V231H64ZM74 230H75V229H74ZM192 230H191V231H192ZM246 230H248V229H246ZM32 231H34V229H33ZM44 231H45V230H44ZM60 231H61V230H60ZM71 231H72V230H71ZM200 231H201V232H200ZM262 231H263V230H262ZM23 232H24V231H23ZM45 232H46V231H45ZM207 232H208V231H207ZM207 232H206V233H207ZM209 232H210V231H209ZM209 232H208V233H209ZM31 233H32V232H31ZM31 233H27V232L24 233V234H26L28 237H30L31 235H32V237L29 238V239H27V237H26V238H24L25 240H22V239H21V241H23V242L20 243V247H19L20 250H24V249L26 248L27 245H33V244H34L35 246H32V247L35 248L36 245H37L38 243H40L39 241H41V243L37 245V247H38L37 250L39 249V251H42V250H40V249H43V251H44L46 247H48V249H49V248H52V247H53V244H55V243L50 242V241H49V242H48V241L42 242V240H41V236H42L43 233H42L41 235L39 234L40 237L38 236L37 233H36L35 235L38 236V237H36V236L34 235V233H33V234H31ZM61 233H62V234H61ZM192 233H193V231H192ZM196 233H195V235H196ZM9 234H10V232H9ZM30 234H31V235H30ZM116 234H117V233H116ZM118 234H119V233H118ZM193 234H194V233H193ZM226 234H227V233H226ZM226 234H225V235H226ZM234 234H235V233H234ZM238 234H239V232H238ZM247 234H249V233L247 232L246 235H247ZM4 235H5V234H4ZM6 235H7V234H6ZM44 235H45V234H44ZM44 235H43V236H44ZM155 235H154V236H155ZM191 235H192V234H191ZM195 235H194L193 237H196V236L198 237V236H200V235H198V234H197L196 236H195ZM213 235H214V234H213ZM225 235H224V236H225ZM229 235H230V234H229ZM235 235H236V234H235ZM10 236H11V235H10ZM23 236H24V235H23ZM62 236H63V235H62ZM116 236H115V237H116ZM187 236H188V237H187ZM208 236H212V235H210V233H209ZM222 236H223V235H222ZM236 236H237V235H236ZM263 236H264V235H263ZM7 237L9 238V235H8ZM117 237H116V238H117ZM191 237H192V236H191ZM193 237H192V238H193ZM213 237H214V236H213ZM246 237H247V236H246ZM44 238H45V237H44ZM44 238H43V239H44ZM116 238H115V239H116ZM230 238H232V236H231ZM230 238H229V240H230ZM263 238H264V237H263ZM26 239H27V240H26ZM189 239H190V237H189ZM198 239H199V238H198ZM208 239H212V238H208ZM242 239H243V238H242ZM244 239H245V237H244ZM5 240H6L7 243L9 242L8 239H5ZM10 240H11V239H10ZM46 240H47V239H46ZM11 241H12V240H11ZM11 241H10V242H11ZM21 241H20V242H21ZM159 241L162 242L161 244H163V245H164V243H167L169 247H168V246L163 247V245H161L162 247L160 248V247H159ZM186 241H187V242H186ZM210 241L213 242V240H210ZM210 241L208 240V242H210ZM231 241H233V245H235V244H234V240L232 239ZM235 241H236V240H235ZM252 241H253V240H252ZM261 241H262V244H264V240H262V237H261V239H260L259 242L261 243ZM3 242H4V240H3ZM12 242H13V241H12ZM157 242H158V243H157ZM214 242H215V241H214ZM214 242H213V243H214ZM219 242H220V239H219ZM229 243H230V241H229ZM229 243H228V245H229ZM235 243H236V242H235ZM237 243H238V242H237ZM9 244H10V243H9ZM16 244H17V243H16ZM18 244H19V242H18ZM132 244H131V245H132ZM157 244H158V245H157ZM167 244H165V245H167ZM218 244H219V243H218ZM218 244H216V247L219 248V246H221V242H220V245H219V246H218ZM254 244H255V243H254ZM7 245H8V244H7ZM11 245H12V243H11ZM13 245H15V244L13 243ZM125 245H124V246H125ZM128 245H127V246H128ZM140 245H142V246H140ZM228 245H227V246H228ZM230 245H232V244H230ZM236 245H238V244H236ZM236 245L234 246L235 248H236ZM7 247H9V246H7ZM14 247H15V246H14ZM16 247H18V246H16ZM28 247H29V246H28ZM128 247L134 248L133 246H128ZM146 247H144V248H146ZM174 247H176V250L179 249L177 253H176V250H174V249H175ZM228 247H229V249H230V246H228ZM228 247H227V248H228ZM232 247H233V246H232ZM87 248H88V247H87ZM177 248H178V249H177ZM222 248H221V249H222ZM263 248H264V245H263ZM10 249H11V248H10ZM10 249H8V250H10ZM13 249H14V248H13ZM35 249H36V248H35ZM90 249H92V248H90ZM137 249L134 248V249H131L130 251L133 252V251L135 250V252H138V253H139V251H138ZM142 249H143V248H142ZM142 249H141V250H142ZM20 250H19V253H18V251H16V249L12 250V251L9 252L8 254H7V253H0V259H3V258H6V259H7L8 257H11V256L13 257V254L15 253L14 251L17 252V255L14 256V258L16 259V256H19V254H20ZM25 250L27 251V249H25ZM93 250H94V249H93ZM93 250H92V251H93ZM136 250H137V251H136ZM152 250H151V251H152ZM227 250H228V249H227ZM142 251H144V249H143ZM155 251H157V250H155ZM200 251H201V250H200ZM202 251H203V250H202ZM229 251H230V254H229ZM234 251H235V250H234ZM247 251H248V250H246V252H247ZM250 251H251V250H250ZM254 251H255V250H254ZM6 252H8V251L6 250ZM58 252H59V251H58ZM86 252H88V251H86ZM90 252H91V251H90ZM131 252H130V253H131ZM146 252H150V251H149V250L147 251V249H146L145 253H146ZM236 252H237V251H235V253L232 252V249H231V250H228V253L226 252V253L229 255L227 258H228V261L230 262V264H231V262H233V263L235 262V263H236V262L238 261V259L241 258V257H237L238 254H237ZM11 253H12V254H11ZM21 253H23V251H21ZM55 253H57V252L55 251ZM122 253H123V251H122ZM138 253H135V254H136L135 257H136V256L139 257V254H138ZM197 253H198V252H197ZM197 253H196V254H197ZM231 253H232V255H231ZM90 254H91V253H90ZM125 254H128V252L125 253ZM125 254H121V252H120V254H118V255L120 256V257H118V258L121 259V262H124V261H126V260L128 259V257H126ZM133 254H134V253H133ZM179 254H178V255H179ZM256 254H259V253H255V255H256ZM20 255H21L20 259L23 258V257H22L23 255H22V254H20ZM53 255H54V254H53ZM92 255H93V253H92ZM92 255L82 254V253H79L78 255H74V254H71V253H68V254H67V253H66V254H60V253H57V254L54 255V257H52V258H55V260L57 259V260L61 261L62 263L64 262L65 264H69V263H71V262H74V263H75V262H78V263H81V262H82L83 264H91V263H92V259H93V257H94V256H92ZM128 255H129V254H128ZM234 255H236V256H234ZM240 255H242V256H248V255H249V257H250V256L252 255V252H251V254H249V252H248L247 254H244V255H243V254H240ZM240 255H239V256H240ZM133 256H134V255H133ZM133 256L131 255L130 257H133ZM12 257H11V258H12ZM135 257H133L134 260H135ZM174 257L176 258V259H175L176 261H174ZM181 257H182V256H181ZM258 257H259V255H258ZM50 258H51V257H50ZM96 258H97V255H96ZM136 258H137V257H136ZM148 258H146V260H147ZM243 258H244V257H242V259H243ZM17 259H18V258H17ZM46 259H47V257H46ZM46 259H45V261H48L49 257H48L47 260H46ZM138 259H139V258H138ZM141 259H142V258H140V260H141ZM149 259H148V260H149ZM201 259H204V260H201ZM221 259H220V261H221ZM242 259H241V260H242ZM57 260H56V261H57ZM96 260H97V259H96ZM129 260H130V259H129ZM129 260H127L126 262H128ZM136 260H137V259H136ZM2 261H3V260H2ZM6 261H7V260H6ZM45 261H44V262H45ZM53 261H54V260H53ZM93 261H95V258L93 259ZM116 261L119 262L120 260L117 259ZM204 261H205V262H204ZM222 261H223V260H222ZM224 261H225V260H224ZM228 261H227V262H228ZM239 261H240V260H239ZM243 261H245V259H244ZM118 262H117V263H118ZM131 262H132V260L130 261V263H131ZM137 262H138V260H137ZM218 262H219V261H218ZM0 263H2V262H0ZM40 263H41V262H40ZM45 263H46V262H45ZM115 263H116V262H115ZM117 263H116V264H117ZM133 263H134V262H132L131 264H133ZM135 263H136V261H135ZM135 263H134V264H135ZM139 263H138V264H139ZM223 263H224V262H223ZM225 263H226V261H225ZM235 263H234V264H235ZM37 264H39V263H37ZM92 264H93V263H92ZM119 264H120V263H119ZM124 264H126V263H124ZM221 264H222V263H221Z\"/></svg>",
  "mask_w": 264,
  "mask_h": 264
}]
</instances>
